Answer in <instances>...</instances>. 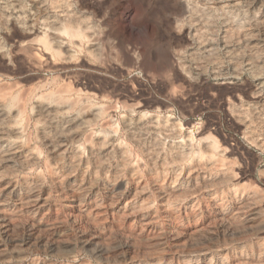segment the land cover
<instances>
[{
    "label": "rangeland",
    "instance_id": "374dc122",
    "mask_svg": "<svg viewBox=\"0 0 264 264\" xmlns=\"http://www.w3.org/2000/svg\"><path fill=\"white\" fill-rule=\"evenodd\" d=\"M51 1L47 0L45 3L46 6H44L43 12L42 13L40 12V14H38V17L36 16L37 19L39 18L38 21L40 20L39 22L43 23L42 25H44L45 23L48 24L49 22L52 23V21H50L52 17H50L51 14H49L53 10L52 5H63V3H64V6H66L68 8H70L72 6L70 9L74 10V14L76 13L75 17H77V19L81 22V23H79V21L77 22V20H69L67 22V27L68 28H69V26L71 27V28H69L68 32L70 31V33L71 34L73 33V35H75L74 34L75 32L77 34V36L75 35L76 37H73V35L69 36V37H71V39L78 38L80 42L82 41L80 43V45H78V46H81L80 48L78 46L73 47L74 54H73L72 58L68 59L67 61L64 60L62 52H61V54H59L60 51L55 52V54L58 53L57 54L59 56L58 57L57 55L54 54L53 50H55V49H52V48L50 49L51 44L49 42H46L47 37H48V36H46V34L42 35V32H35V33H37V35L39 34L41 36L38 37L39 35L35 36V34H32V36L31 35L25 36L26 35L24 33L25 21H26V18H24L25 16L21 17L23 20L20 18L17 21H15V23H12V21H10V19L7 18L8 14H9L8 11H6V10L1 11V13H3V14L5 13L6 18H3L2 17L3 14L0 13V23H2V24H0L1 25V27H0L1 28L0 29V31H1L0 32V39H1L0 44H2V48H3L2 49L3 57H1V54H0V63H1V65H0V81H1L0 83H1V85L0 86L5 88V89L0 88V93H1L0 95H2V94H3V96L6 95L8 99H9L8 96H10V101H11L10 103H12V105H10V106H12V107H13V102H14V104H16L17 100H18V102H19V100L20 101L23 100L22 102L16 104L18 106L20 104V106H19L20 108H22V106H23V108H24L23 110L25 112L21 109L22 113L24 112L21 116V120H23V121H21V124H23L24 121H26L25 123L27 125V126L22 125V127H26V128H25V130H23V132L25 131L24 134L22 132L23 138L19 139V141L22 142V143H20V145L23 148H25L27 146H32L34 148L36 146L37 148L35 147L34 151L36 152L37 156L40 157V158L38 157L36 159L37 160L36 162H34L33 164H30V165L21 163L20 165L13 167L12 166L13 164H11L9 162L3 161V160H1L2 162H0V169H1V171H0V178H1L0 179V184H1L0 185V199L1 200L5 199V197L7 196L6 197L7 199H5V204H4V200H2V208H3V206H4V208L1 212L4 214L6 213L7 215L10 214L9 216H13L11 219L12 224L10 225V228L8 230H6L4 228L5 223L2 222L3 220H0V224H1L0 225V264H129V263L135 264V262H136V264L137 263L138 264H157V263L158 264H165V263L166 264L167 263L168 264H182V262H184V263L186 262L187 264L188 263L189 264H192V263L193 264L194 263L195 264H201V263L202 264H216L215 258L218 256V254L223 256V258H224L223 264H230V262H231V264H238V263L239 264H247V263L252 264L253 262H254L253 264H255L257 261H258L257 262V264H258L259 261L262 259H263L262 260L263 261L262 264H263L264 263V250H263L264 249V231H263V228H264V221H263L264 220V203H263L264 202V176H263L264 175V143H262V142H264V137H261V136H264V133H263L264 132V124H262V123L260 124L255 119L257 122H255V121H253V122H254V124L256 123V125H254L253 122L249 125L250 127H253V129L251 130V128L248 127V125L244 126L245 125L244 123L235 120L231 116V113H229V111H231L230 109L233 106H237V104L241 103L242 101H243L242 103H246V102L251 101L249 103L255 104V102H256L257 103L256 105H264V84H263L264 83V72L261 71L262 69H264V67H263L264 65L260 66L261 68L259 67L260 72H259V68L258 67L254 68V66L250 67L249 69L246 67L242 70L240 69L241 70L240 72L242 74L240 73L236 77L237 79H236L235 83L231 85L228 82H224L222 80L220 81V79L214 77L211 73H209L206 70H205V72L197 71L191 63L192 55L196 54L198 52L197 48H196L197 42H195L198 39V37H199V39L197 41L201 42V41L205 40L206 37L209 38L211 36L209 39H211V42H212V53L217 54L218 57L221 56V51H222L221 50V43H220L222 40L221 37H226V36H228L226 38H228L229 40L231 39V41H234V40H237L240 38L242 39V36L249 37L251 35H254L251 37H254V40H257L259 38V40H257V41H259V43L263 45L261 48L264 50V43H263L264 42V33H263L264 32V29H263L264 28V21H263L264 11H263V7L261 5H259L260 7L257 6L256 3L254 5L253 4L249 5L246 2V0H237L236 3H234V4L230 3L229 0H224V1H226V3L228 2L227 5H225V6H220L219 3L216 2L217 0H205V1L202 0V2H200L201 0H198V1L189 0L191 3L193 2L192 3L193 6H192V4H191V6L193 8L194 14L196 13L194 17H190L187 14H183V15L181 14V10H180L181 7L179 5V0H67V1H65V0H51ZM53 2H55V3H53ZM69 4H70V6H68ZM203 4H205V6ZM197 5L199 6V8ZM201 5H203V6H201ZM218 5H219V7H218ZM232 5H236V7L232 6ZM238 5L241 7H239ZM195 6L198 10L196 8H194ZM228 6H230V8ZM179 7H180V9H179ZM206 7H207V9H206ZM222 7H223V9H222ZM219 8H221V9H219ZM238 9H240V11ZM251 9L252 10L254 9L255 11H251ZM200 10L202 11L203 14L200 13L201 12ZM205 10H208V11L204 12ZM246 10H247V12H246ZM49 11H51V12H49ZM218 11H221L222 13L218 12ZM77 12H79V13L77 14ZM175 12H177V13H175ZM238 12H239V14H238ZM249 12H251V13H249ZM227 13L230 15H227ZM235 14L236 15L238 14V15L236 16ZM199 15H200L201 19H200ZM210 15H212V16L214 15L216 17L214 18V16H213V18H212V16L210 17ZM217 15H220V16H217ZM225 15L227 17H231L233 19L236 18V19L235 20L232 19V21L230 19V21H229V19L227 17H225ZM240 15L244 19H245V17H247V19L243 20ZM250 15H251V17H250ZM181 16H184V17H181ZM206 16L209 18H207ZM232 16H234V17H232ZM42 17H48V19L42 18ZM83 18H85L87 20H85ZM184 18H185V20H184ZM194 18H197V20ZM240 18L244 22L243 21L240 22L241 21ZM251 19H253V21ZM214 20H215V22H214ZM216 20L217 21L221 20V21L216 22ZM226 20L228 22H226ZM75 21H76V23H75ZM182 21H183V23H182ZM184 21H186V22H184ZM208 21L209 22L211 21V22L209 23ZM212 21H213V23H212ZM9 22H10V24H9ZM174 22H176V23H174ZM203 22L205 23L206 26L204 24H202ZM233 22L234 23L236 22L235 25L232 24ZM22 23L24 24V26ZM207 23H209V25ZM251 23H252V25H251ZM81 24L83 26L80 28ZM85 24L87 26H90V27L92 26L94 28H95V26H97L95 29L98 31L99 34L102 33L101 35H99L100 39H98V42L99 41L101 42V40H103V41L101 43H99L100 49H99V52H97V54L96 53L92 54L87 49V47H88V44H86L87 40L84 39L85 37L83 38V35H85L84 34L85 30H84V32L81 31L82 33H80V31H76V30H80V29L84 28ZM189 24H192V25L188 26ZM214 24H215V26H214ZM237 24H238V26L242 24V26L238 27ZM9 25L12 27H10ZM195 25L198 27H199V25H201L200 28L202 29V31L200 28L196 27ZM259 25H260V27H259ZM74 26L77 28H75ZM183 26H185V27H183ZM202 26H203V28H202ZM227 26H228V28H227ZM236 26L238 28H236ZM177 27L178 28L180 27V29H178ZM205 27H206V29H205ZM220 27H222V28H220ZM223 27H225V30H223ZM232 27H234V29H232ZM242 27L244 28L243 30H242ZM261 27H262V29H261ZM72 28L73 29L75 28L76 30L75 29L73 30ZM186 28H188V29H186ZM13 29H15V30H13ZM193 29L198 30L197 31L198 36H197L196 40L195 39L193 40V38H191L193 31H194ZM228 29L229 30L231 29V30L229 31ZM71 30H73L74 32H71ZM206 30L208 33L204 32ZM235 30H239V31L236 32ZM102 31L105 32L106 37H105L104 32H102ZM199 31H200V33H199ZM211 31H213V32H211ZM245 31H246V35L244 33ZM191 32H192V34H191ZM222 32H223V34H221ZM225 32H227L226 36L224 34ZM240 32H242V33H240ZM249 32H251V33L249 34ZM7 33H9V34H7ZM13 33H15V34H13ZM79 33L81 34V37H79L80 36ZM107 33H108V35H107ZM204 33H205L206 37H205ZM247 33H248V35H247ZM255 33H257V34H255ZM5 35L11 36L12 41L9 40L10 41L9 42ZM20 35H23V36H20ZM44 35L46 36V40L44 39L45 37L42 38V36H44ZM231 35H232V38H231ZM234 35L235 36L237 35L236 38ZM15 36H16V38H15ZM29 36L32 38L38 37V39L34 38V39H36V41L37 40L40 41V39L42 38L41 41L43 40L45 42L46 46L43 44L44 43L43 41L40 42L42 44L37 42V46L40 47L41 49H43V47H47V43H48L49 49H47V51L49 50L48 51L49 54H47V55L44 54V55L46 57L48 56L47 57V63L49 65L47 64V67H49V68L44 67L42 69H40V68L33 69L30 67L29 68L26 67L27 63H25L23 61V58L21 57V55L18 54L19 53L18 51H20V47L17 44V42L19 43L22 40L31 39ZM188 36L190 37V40H189ZM25 37H27V38H25ZM213 37H216V38H214L215 40L212 39ZM14 38H15V40H14ZM81 38H83L84 40ZM104 38H105V40H104ZM226 38H223V40ZM216 39H218V40H216ZM4 40H6V41H4ZM1 41H2V43H1ZM48 41H50L49 38H48ZM104 41H105V44H104ZM260 41H262V42H260ZM84 42H85V44H84ZM191 43H193L194 45ZM213 43L215 44V46L213 45ZM195 45H196V47H195ZM7 46H8V48H7ZM13 47H14V49H13ZM18 47H19V50L17 49ZM216 47H218V48H216ZM10 48H12V49L10 50ZM15 48H16V50H15ZM194 49H195V51H194ZM11 51L15 52V53H12ZM55 51H58V50H55ZM217 51H219V52H217ZM178 53H180L181 55ZM15 54H16V56H15ZM96 55H98V56H96ZM50 57H51V59H50ZM39 58L41 59V57H39ZM177 58H178V60H181V61H179L178 65H177L178 61L176 60ZM19 59H21V62ZM13 60L14 61L16 60V61L14 62ZM224 61H226V60H224ZM51 62H54L55 66ZM226 62L224 63L225 66H226V64H228ZM21 63H23V64H21ZM72 63H74V64H72ZM181 66H183V67L180 68ZM51 67L52 68L54 67L57 69H54V68L52 69ZM183 68H184V70H183ZM19 70L21 73L19 72ZM228 70L230 71L229 68H228ZM248 70H250V72ZM251 71H252V73H251ZM254 71H256V72H254ZM257 71L259 74L257 73ZM1 73H4V74H1ZM260 73H262V75ZM75 74H76V76H75ZM252 74H255V75H252ZM78 75H80V76H78ZM73 78H74V80H73ZM4 82H6V83H4ZM11 82L13 85L11 84ZM13 82L16 84H14ZM258 82L260 84H258ZM68 83H70V84H68ZM14 85H16V86H14ZM35 85H37L38 87L41 85V87H43V88H41V87L37 88V86L35 87ZM24 87L26 89L23 90ZM28 87H30V88H28ZM34 87L37 90L35 89V91H33L32 88L34 89ZM9 88H11V89H9ZM74 88H76V89L74 90ZM7 89L11 93L7 92L8 91ZM47 89H49V90H47ZM257 89L258 90L260 89L258 91L261 93L260 96L258 95L257 99L250 98L251 94L256 92ZM17 90H18L17 94L20 96H18V95L16 97L14 96L13 97L14 101H13L12 96L14 94H12V93H15ZM24 91H25L26 95L24 94ZM48 91H51V92L55 91L54 93H56V95H58V93H59V95L57 97L63 96L61 98H65V100L61 99L62 102H66V100H68L66 103H68L72 108V111H70L69 114H76V112L80 113L84 110V108L87 109L89 107H90L89 109L92 108V109L96 110V116L95 117H97V120H95V117H94L90 121V124H89L90 127H87L86 129H83V130L78 129V132L80 134L77 133V135L75 136V140L72 139V140H70V142H68L67 146L65 147L66 148L65 151L64 152L62 151L63 153H61L60 156H55V154L51 151V149L49 150V147H48L49 145L46 142L47 141L46 137H47V135L49 137H51V136L54 137V136H56V133L61 131L60 129H62V128L65 129V127L67 129L68 127H71L72 125L74 126L75 120L65 121V119L61 115L58 116V114H55L53 116V122L54 123L52 126H49L48 123H46L44 121V118L42 116H40L38 106L35 104V102L33 100H34V97H39V99H41V97L37 95L40 92L41 93L44 92V94H43L44 96H45V94L47 96H49L48 93H45ZM61 91L64 93H61ZM22 93H23V96L21 95ZM30 94H32L33 99H30V100L26 99V97ZM49 94H50V92H49ZM43 95H41V96H43ZM56 95L55 94L53 95V99L51 98L52 94H50V97L45 96L46 98L43 97L42 100H40V102L44 101L46 103L47 102L52 103V101H53V103H54V101H55L54 98H57ZM74 95L76 96V98L79 96V98H77L78 101L76 100V98H73ZM64 96L68 97V99ZM80 96H82V97H80ZM17 97L18 98L21 97V99H18ZM22 97H23V99H22ZM60 97L57 98L58 101L56 100L55 103H57V102L62 103L61 100L59 101ZM71 97L73 99H75L80 104H78L76 101H74ZM48 98H49V100H48ZM50 98L52 99V101ZM69 98L71 99L70 101H69ZM83 99H85V101ZM72 100L75 103H77V104H75V106L73 105L74 102H72ZM24 101H28V102H26L27 104L25 106H24V104H25ZM21 103H22V105H21ZM231 103L233 106L231 105ZM82 104L83 105L85 104L88 106L83 107ZM72 105H73V107H72ZM81 105H82L83 110L81 109ZM95 105H97L98 107L100 106L99 108L101 111H99V108ZM18 106L14 105V107L19 108ZM78 107H80V108H78ZM77 109H80V110L76 111ZM98 113H99V115L101 114L100 117L97 115ZM25 114H26V116H25ZM33 115H35V116H33ZM151 115L152 116L155 115V118H153L155 121L154 123H151L149 121V119L150 120L152 119ZM160 116H161V118H159ZM25 117L29 118L28 121L26 120L27 118H25ZM93 120H95V122ZM104 120H106V121L108 120V121L106 122ZM125 120H127V121H125ZM32 121H33L34 125H33ZM137 121H138V123H137ZM144 122L146 123V127H144L145 126ZM91 123H92V126H91ZM100 123L105 124V125H101ZM136 123H137V125H136ZM142 123H143V126H142ZM62 124H64V125H62ZM138 124L140 126L144 127L145 130L143 128L140 129V126ZM252 124H253V126H251ZM109 125H110V127H109ZM40 126H42V127L44 126L43 128H44L45 134L43 133V135L40 133V130H38ZM59 126H61V128ZM136 126H138V127H136ZM254 126H256V127H254ZM112 127H114V128H112ZM163 127L165 128V132H167V133L169 132L168 134L163 133L164 132ZM98 128L99 129L100 128H103V129L106 128L107 130L105 129L106 131H103V129H102V132L109 131V132H107L108 135H107V133L106 134L102 133L101 129L99 131ZM129 128H131V129L129 130ZM146 128H147V130H146ZM167 128H169V131L167 130ZM170 128H171V130H170ZM111 129H112V131L115 129L116 132H115V130H114L115 133L111 132ZM47 130L49 132H52V133H49ZM93 130H94V132H92ZM96 130H97V132H96ZM133 130H135V131L133 132ZM140 130H142V131H140ZM256 130H257V132H256ZM27 131H28V133H26ZM89 131L92 133H91V135L88 136ZM130 131H131V133H130ZM251 131L255 132V133L252 134ZM81 132H82V134H81ZM110 132H111V134H110ZM247 132H248V134H250L252 136L246 134ZM37 133L40 136L37 135ZM25 134H27V136H25ZM103 134H104V136H102ZM187 134H189V136ZM253 135H255V136H253ZM81 136H82V138H81ZM247 136H248V138H247ZM258 136H260V137H258ZM28 137H29V139H28L29 141L27 140ZM40 137H41V139H40ZM89 137H90V139L88 140ZM108 137H109V139H108ZM112 137H114V138H112ZM187 137H189L190 139L189 138L186 139ZM249 137H250L251 141H250ZM251 137H253V139ZM201 138H203V139H201ZM25 139H26V141H25ZM85 139L87 142H85ZM95 139H97V140L95 141ZM211 139H212V141H211ZM248 139H249V141H248ZM261 140H263V141L261 142ZM78 141H80L81 143ZM137 141L138 142L140 141V142L138 143ZM151 141H154L156 143L151 142ZM157 141L158 142L160 141V142L158 143ZM11 142H12L11 139H6L5 144H10ZM145 142L147 145L145 144ZM75 143H77V144H75ZM103 143H105V144H103ZM151 143H152V145H151ZM204 143H210L215 147L218 146V148L222 149V150L224 148H226V149H224L222 155L220 156V157L223 156V158H220V159H222V160L226 159V160H224V162H226V164L228 165V166H226V169H227V167L229 168L227 171L229 173L232 172L235 177L237 176L236 178L240 181V183L237 179H236L237 181L236 180L232 181V183H231V181L229 182V180H227V178H226V175L229 174L226 171V169H225L226 173H224V175H223V177L226 178L225 179V178H222L221 172L223 174V169H220V167L216 166L217 168L213 167L211 169H204L203 164L205 161L200 159V156L199 157L197 156V160H195L196 157H193V156L201 154V152L204 148ZM217 143H218V145H216ZM44 144H46V145H44ZM179 144L180 145L183 144V145H181L182 147H180ZM79 145L81 146V149L79 148ZM103 145H104V147H103ZM177 145H178V147H177ZM100 146H102V148ZM223 146H224V148H223ZM121 148H122V150H121ZM144 148L146 149V151ZM151 148H153V150ZM150 149H151V151H150ZM187 149L190 152H188ZM38 150L41 151V152H39L41 154H38ZM71 150H73L74 152ZM79 151H80V153H79ZM83 151H85L84 156H83ZM120 151H121V153H118ZM192 151H193V153H191ZM197 152H199V153H197ZM70 153L71 154L73 153V154L70 155ZM97 153H99V154L97 155ZM151 153H152V155H151ZM191 154L193 156H191ZM201 155H203V153ZM54 156L58 157L57 160ZM97 156L99 157V159ZM52 157L54 159H52ZM89 157H91V158H89ZM134 157H135V159H134ZM153 157L155 158V161H152V160H154ZM188 157L189 158L192 157V158L189 160ZM136 158H138V159L136 160ZM69 159H74V161L72 162ZM131 159H134V160H132L134 163L131 161ZM147 159H148V161H147ZM178 159H180V160H178ZM43 160H45L44 163H43ZM96 160H98V162ZM150 160L152 162H149ZM158 160L159 161L161 160L160 161L161 164L165 163V166L162 164V167L164 166L162 169L163 172L160 168L161 164ZM191 160L193 162H191ZM228 160L231 161V164L229 163L230 161H228ZM67 161H70V162L67 163ZM127 161H128V163H127ZM57 162H59V163H57ZM94 162H96V163L94 164ZM188 162H189V165H188ZM120 163H122V164H120ZM125 163H127V164H125ZM149 163H151V164H149ZM168 163H170V164H168ZM9 164L15 169H13ZM42 164H44V165L47 164V165H45V167H44V165H42ZM133 164H134V166H133ZM198 164H200V166ZM229 164L233 165V166H230ZM125 165H126V167H125ZM154 165H155V167H154ZM191 165H193V166H191ZM1 166H3V167L5 166V167L3 168ZM29 166H32V167H29ZM49 166L53 167V170L51 173L49 171ZM68 166H70V167H68ZM167 167H169V168H167ZM171 167H173V168L177 167V168L173 169ZM178 167L179 168L181 167V169L178 170ZM187 167H188V170L186 169ZM16 168H18V169H16ZM67 169H68V171H67ZM115 169L116 170L118 169V170L116 171ZM159 169L161 170V172ZM194 169H196V170H194ZM15 170H16V172H15ZM27 170L29 172H27ZM32 170H33V172H32ZM45 170H47V171H45ZM114 170H115V172H114ZM129 170L131 171V174L129 173L130 172ZM153 170H155V171H153ZM211 170H213V171H211ZM12 171H14V173ZM179 171L181 173H179ZM188 171L191 173H189ZM70 172H72V173H70ZM172 172L177 173V175L175 173L173 174ZM185 172H187V174ZM217 172H218V174H217ZM2 173H4V174H2ZM111 173L113 175H111ZM124 173L126 176L124 175ZM200 173L202 174V176L203 175L204 176L201 177ZM210 173H211V175H210ZM68 174H69V176H68ZM120 174H122V175H120ZM157 174H159V175H157ZM162 174H164V175H162ZM195 174L196 175L198 174V175L196 176ZM60 175H62V177ZM127 175H129V177L131 179ZM183 175L186 176V178L183 177ZM158 176H159V179H158ZM175 176H177V177H175ZM56 177H58V178H56ZM73 177H75V178H73ZM106 177H107V180H106ZM135 177L137 178L138 181H136ZM160 177L162 178L161 181H159ZM164 177H165V179H164ZM214 177L217 180H215ZM155 178H157L158 181L161 183L162 189H159V187L155 184ZM184 178L187 181H185ZM34 180L37 182H34ZM110 180H112V181L110 182ZM152 180H154V181H152ZM176 180H177V183H176ZM202 180H203V182H202ZM209 180H211V181H209ZM133 181L137 182V183H134ZM172 181H173V183H172ZM191 181L196 182V184L194 182H191ZM86 182H88V183H86ZM169 182L171 184V187H169L170 186ZM67 183H69V184H67ZM206 183H208V184H206ZM210 183H212V184H210ZM228 183H230L231 185ZM234 183L235 184L238 183L237 185H239V186L234 185ZM241 183H244L245 185L241 184ZM172 184H173V187H172ZM180 184H181V186L179 187ZM218 184H219V186H218ZM2 185H4V186H2ZM150 185H151V187H150ZM184 185H185V191L183 189ZM206 185H208V186H206ZM242 185H244V186H242ZM11 186H13V187H11ZM22 186H24V187H22ZM39 186L42 187V189ZM209 186L212 188H210ZM228 186L229 187L231 186V187L229 188ZM31 187H34V188H31ZM38 187H39V190H38ZM59 187H61V188H59ZM174 187H176V190H178L177 193H180L182 195L178 196L175 194H167V193L164 194L162 192L163 190L172 189ZM189 187H191V188L189 189ZM234 187L237 188V190L236 189H233V190L237 191V192L234 191V193L236 192L235 194L238 193L236 198L238 200L237 202H239V204L241 203L240 204L241 209L239 208L241 211H238L236 209L237 206L233 205V203H232L233 197H235V195H233V197H232V195H231L232 189L231 188H234ZM238 187H242L241 188L242 190H240ZM257 187L258 188L260 187L263 190V193H262V190L260 188L258 189ZM22 188H24V189H22ZM30 188L32 190L35 189V193L40 196V197L38 196V198H39V200L37 201L38 204L36 203L34 208L31 210V212L32 213L34 212V214L38 218V221L40 224L38 227L36 226L38 229L36 227H32V226L30 227V224L26 223L27 218H25V217H27V213H29V212H26L24 210L25 209L24 207H22L17 202H15V201H17L16 200L17 196H19V197H21V196L23 197V195L25 196L26 194H28V192H26V191L28 189L31 190ZM133 188H135L134 192H131V191H133ZM136 188H137V190H136ZM154 188L155 189L158 188V189L155 190ZM143 189H144V191H143ZM230 189H231V191H230ZM17 190H19V191H17ZM160 190H162V191H160ZM215 190H217V191H215ZM244 190L245 191L247 190V191L245 193L243 192L244 193L243 194L242 191H244ZM62 191H63V193H62ZM167 191H169V190H167ZM221 191H222V193H221ZM7 192H9V193H7ZM42 192L43 193L46 192V193L42 194ZM218 192H219V194L221 193L220 195H222V198L225 199V201H224L222 198H219V200L221 199L220 202L222 201L221 202L222 205L225 206V207L223 206V208H224V211L226 213L225 216H221V218H220L218 211L216 209L217 206L214 204V202L212 200V198H215L217 196L221 197L219 194H217ZM254 192H256L255 195H257V196L254 195ZM15 193H16V195H15ZM247 193H250V195L252 197L253 196L255 198L258 196L259 197H258V199L254 198L255 199V201H254V199H251V196ZM18 194H20V195H18ZM21 194H23V195H21ZM65 194H67V195H65ZM188 194H190L191 197ZM211 194L212 195L214 194V195L212 196ZM157 195H160V196H157ZM185 195H186V197H185ZM224 195H225V197H224ZM161 196H163V197H161ZM249 196H250V199H249ZM63 197H64V199H63ZM127 197L129 200L127 199ZM130 197H131V199H130ZM246 197L249 200L245 199ZM171 198L173 199V201ZM181 198H183V199L180 202ZM184 198L185 199L187 198V199L185 200ZM73 199H74V201H73ZM86 199L87 200L89 199L88 202ZM226 199H228V200H226ZM229 199H232V201ZM111 200H113V201H111ZM164 200L167 202H165ZM77 201H78V203H80V205H82V206H80V208L78 207L79 204H76ZM247 201H249L250 203L254 201V204L252 203L253 206L249 205V204L245 205V204H247ZM257 201H258V203H257ZM259 201H261V202H259ZM172 202H174V203H172ZM190 202L194 207L193 206L188 207V204L191 205ZM71 203L74 205H72ZM85 203H88V204H85ZM165 203H166V205H165ZM169 203H171V204L169 205ZM182 203H183V205H182ZM242 203H244V204H242ZM125 204H126V206H125ZM130 204H132V205H130ZM173 204L174 205L176 204L175 206L178 208V210L175 208V206ZM94 205H95V207H93ZM171 205H173V206H171ZM184 205H185V207H184ZM257 205H259V208ZM6 206H8L9 208ZM135 206H138V207L134 208ZM195 206H197V207H195ZM229 206H231L230 208H232V210L230 208H228ZM162 207H163V209H162ZM166 207L169 209H167ZM173 207L176 210L172 209ZM202 207L204 210L202 209ZM138 208L140 209V211ZM189 208H190V210H189ZM195 208H196V210H195ZM197 208H198V210H197ZM245 208H246V210H245ZM83 209H85V213H83L84 212ZM94 209H96V210H94ZM121 210L123 211V213ZM125 210H126V213H125ZM135 210H137V211H135ZM193 210H194V212H196L197 215L193 214ZM227 210H229V211H227ZM234 210H237L238 214L240 212L239 215L243 216L244 218L241 217L242 218L241 219L240 216H238V214L234 212ZM80 211L82 214L80 213ZM127 211H128V213H127ZM179 211H181V212H179ZM190 211H192L191 212L192 215L190 214ZM197 211L199 213H197ZM231 211H233L234 213ZM246 211H247V213H246ZM67 212H68V214H67ZM75 212H78V213H75ZM131 212L132 213L134 212V213L132 214ZM135 212H136V214H135ZM173 212H175V213L173 214ZM242 212L245 215H241V214H243ZM79 213H80V215H79ZM163 213L165 215L167 214L168 216L167 215L165 216ZM232 213L234 214V216L237 215L236 217L237 218L239 217V219L237 220V218H234L233 215H230ZM72 214H73V216H72ZM85 214H86V216L83 217V215H85ZM215 214H217V215H215ZM90 216H92V217L89 218L90 219L89 221L92 223L88 222V220H87L88 217H90ZM132 216H134V217H132ZM218 216H219V218H217ZM228 216H229V218H228ZM250 216H254L255 218L252 217L249 220V222H247L245 217L248 218ZM18 217H20V218L18 219ZM58 217H59V220H58ZM62 217H64V218H62ZM70 217L74 218V219L71 220ZM123 217L125 219H127V218L128 219L125 220ZM215 217H216V219H214ZM230 217H231V219L234 218L233 220L234 221L237 220L238 222H236V221L232 222L233 220L230 221L229 220ZM259 217H263V218L262 219L260 218L261 219L260 220ZM149 218H151V219H149ZM163 218H165V219H163ZM193 218H194V221H193ZM122 219H124V220H122ZM129 219L131 222H129ZM196 219L198 222L196 221ZM209 219L211 221L216 220L217 222L214 223L212 221V223H213L212 224V223H210L211 221H209ZM73 220H74V222H73ZM218 220H220L219 221L220 223L218 222ZM85 221H87V222H85ZM136 221L139 223L140 226L142 225L144 227V229H142L143 228L142 226L139 227L137 225ZM140 221L141 222L145 221V222H142L143 224H140ZM221 222H223L224 224ZM192 223H194L195 225L193 224L194 225L193 226ZM206 223L207 224L209 223L210 225L209 224L205 225ZM241 223H242V225H241ZM134 224H136V225H134ZM201 224L203 225V228L201 227L202 226ZM216 224H217V227H216ZM245 224H247V226ZM122 225H124V226H122ZM248 225H250V226H248ZM28 226H29V228H28ZM198 226H199V228L201 227V230L197 229ZM226 226L228 228L229 227L233 228V229L237 230L238 232L240 231V234L238 233L239 237H238V234H236L235 236L234 235H232V236L228 235L227 236V233H225V232L223 233L225 228H227ZM240 226H241V228L237 229ZM12 227H14V228H12ZM39 227L43 230H41ZM170 227H172V228L170 229ZM204 227H205V229H204ZM134 228H136V229H134ZM138 228H140V229L138 230ZM207 228L208 229L210 228L208 232H207V230H208ZM259 228H261V229H259ZM93 229H94V231H93ZM128 229L131 230V233H130V231L126 232V231H128ZM133 229L137 233H135V231ZM178 229H180V230H178ZM184 229H186V230L182 231ZM194 229H197V230L194 231ZM252 229H254V230H252ZM121 230H124L125 232L124 231H122L123 233L119 232ZM189 230L191 231V233H189L190 232ZM192 230L194 232H192ZM203 230H205V231H203ZM250 230H251V232H250ZM167 231H169V232H167ZM173 231L179 236L182 234L180 236V238L182 237L181 239L189 240L190 245L187 246L189 248L186 247V248H183L180 250V249H177L174 246V244H171L174 241L173 235H176ZM180 231H182V232H180ZM90 232H91V234H94L95 236H97V238L99 240V244L102 243L104 246V251L102 252V254L100 256L96 255L91 250L90 251L87 250V248H84V246L81 244L83 235H85V234L88 235V234H90ZM161 232H162V234H159ZM33 233H35V234H33ZM133 233H135L136 235ZM209 233H211V234H209ZM142 234H144V235H142ZM167 234L170 236L168 237ZM121 235L123 237H121ZM10 236H12V237H10ZM138 236H140L141 238ZM183 236H185V237H183ZM186 236L188 239L186 238ZM236 236H237V238H236ZM158 237H159V239H158ZM170 237H173V238H170ZM194 237H195V239H194ZM232 237H234V238H232ZM106 239L110 242H108ZM123 239H125V240H123ZM156 239L158 242L156 241ZM197 239H200V240H197ZM227 239H230V240H227ZM126 240H127V242H126ZM100 241H102V242H100ZM229 241H231V242L228 243ZM253 242H257V243L254 244ZM167 243H168V245H167ZM198 243H200V244H198ZM228 244H229V246H228ZM258 244H260V245H258ZM157 245H158V247H157ZM165 245H167V246H165ZM190 246H192V247L190 248ZM162 247H164V248H162ZM200 247L202 249L204 248L203 250H205V251H203ZM258 247H259V250H258ZM165 248H167V249H165ZM174 248H176V249H174ZM192 248L194 250L195 249L198 250L199 252L196 251L193 254H189L190 251H194ZM260 248H263V249H260ZM187 249H190V251ZM199 249H201V252ZM175 251H177V252H175ZM105 252H106V254H105ZM119 252L121 255L119 254ZM127 253H128V255H127ZM160 253L162 255H160ZM198 253H200V254H198ZM234 253H236V254H234ZM154 254H156V255H154ZM180 255H182V257ZM239 255H241V256L245 255V256L240 257ZM154 256H156V257H154ZM235 256H237V257L235 258ZM255 256H257L258 258L260 257L259 258L260 260L259 259L257 260V257H255ZM105 257H106V259H105ZM116 257H117V259H116ZM207 257L212 258V259L210 260L208 258L209 260H207ZM128 258L130 260H128ZM185 258H186V261H185ZM190 258H192V260ZM238 258H243V259H238ZM188 259H189V261H188ZM202 259L203 260L205 259L206 262L203 263ZM259 264H261V263H259Z\"/></svg>",
    "mask_w": 264,
    "mask_h": 264
},
{
    "label": "bare ground",
    "instance_id": "6f19581e",
    "mask_svg": "<svg viewBox=\"0 0 264 264\" xmlns=\"http://www.w3.org/2000/svg\"><path fill=\"white\" fill-rule=\"evenodd\" d=\"M46 1L47 0H0V13H1V11H4V10H6V11H8L9 12V14H8V16H7V18L8 19H10V21H12V23H15V21H17L18 19H20L21 17H24V18H26V21H25V30H24V33L26 34L25 36H27V35H31L32 36V34H35V36L37 35V33H35V32H42V35L43 34H46V36H48L47 37V40H46V36L44 35V36H42V38L43 37H45L44 39L46 40V42H49L50 44H51V46H50V49L52 48V49H55V50H58V51H55V50H53L54 51V54H55V52H59V54H61V52H62V55H63V58H64V60L65 61H67L68 59H71L72 58V56H73V54H74V49H73V47L74 46H78V45H80V43L82 42H80L79 41V39L78 38H73V37H76L77 36V34H76V32L74 33L75 35H73V33L71 34L70 33V31L68 32V30H69V28H71L70 26H69V28L67 27V22L69 21V20H77V22L79 21L78 19H77V17H75V14H74V10H71L70 8L72 7H70V8H68V7H66V6H64V3H63V5H52L53 6V10H52V12L51 11H49V12H51V13H49V14H51L50 15V17H52L51 18V20L50 21H52V23H48V24H46L45 22V24L44 25H42L43 23H40L39 21H38V19H37V17H38V14H40V12L42 13L43 12V10H44V6H46L45 5V3H46ZM51 1V0H50ZM65 1H67V0H65ZM196 1H198V0H196ZM203 1H205V0H203ZM236 1L237 0H229V2L230 3H232V4H234V3H236ZM52 2V1H51ZM59 2V1H58ZM57 2V3H58ZM64 2V1H63ZM200 2H202V0L200 1ZM215 2V1H214ZM217 3H219V5L220 6H225V5H227V3H226V1H224V0H217L216 1ZM239 2V1H238ZM246 2L249 4V5H251V4H257V6H259V5H261L262 7H263V11H264V0H246ZM53 3H55V2H53ZM193 3V2H192ZM189 0H179V5H180V7H181V9H180V7H179V9L181 10V14L183 15V14H187L188 16H190V17H194L195 16V14H194V12H193V8H192V6H193V4H192ZM191 4H192V6H191ZM200 4V3H199ZM208 4V3H207ZM213 4V3H212ZM204 6H205V4H203ZM203 5H201V6H203ZM209 5V4H208ZM207 5V6H208ZM219 5H218V7H219ZM252 5V6H253ZM49 6V5H48ZM51 6V7H52ZM68 6H70V4L68 5ZM198 6V5H197ZM210 6V5H209ZM214 6V5H213ZM232 6H235L236 7V5H232ZM239 6V5H238ZM229 8H230V6H228ZM239 7H241V6H239ZM260 7V6H259ZM194 8H196V6L194 7ZM198 8H199V6H198ZM202 8V7H201ZM200 8V9H201ZM204 8V7H203ZM214 8V7H213ZM232 8V7H231ZM238 8V7H237ZM236 8V9H237ZM46 9V8H45ZM170 9V8H169ZM178 9V10H179ZM197 9V8H196ZM205 9V8H204ZM206 9H207V7H206ZM219 9H221V8H219ZM218 9V10H219ZM222 9H223V7H222ZM248 9V8H247ZM258 9V8H257ZM256 9V10H257ZM49 10V9H48ZM198 10V9H197ZM203 10V9H202ZM217 10V9H216ZM228 10V9H227ZM239 11H240V9H238ZM242 10V9H241ZM245 10V9H244ZM262 10V9H261ZM46 11V10H45ZM76 11V10H75ZM201 11V10H200ZM208 10H205L204 12H207ZM210 11V10H209ZM237 11V10H236ZM243 11V10H242ZM251 11H255L254 9L252 10L251 9ZM167 12V11H166ZM218 12H221V11H218ZM217 12V13H218ZM233 12V11H232ZM245 12V11H244ZM246 12H247V10H246ZM79 12H77V14H78ZM175 13H177V12H175ZM200 13H202V11L200 12ZM211 13V12H210ZM213 13V12H212ZM222 13V12H221ZM249 13H251V12H249ZM259 13V12H258ZM262 13V12H261ZM1 14H3V13H1ZM203 14V13H202ZM208 14V13H207ZM219 14V13H218ZM238 14H239V12H238ZM237 14V15H238ZM245 14V13H244ZM264 14V13H263ZM209 15V14H208ZM227 15H230V14H228L227 13ZM233 15V14H232ZM236 15V14H235ZM236 15V16H237ZM262 15V14H261ZM5 16V17H4ZM37 16V17H36ZM47 16V15H46ZM81 16V15H80ZM177 16V15H176ZM175 16V17H176ZM202 16V15H201ZM212 15H210V17H211ZM214 16V15H213ZM213 16H212V18H213ZM217 16H220V15H217ZM241 16V15H240ZM239 16V17H240ZM256 16V15H255ZM2 17L3 18H6V15H5V13L2 15ZM179 17V16H178ZM181 17H184V16H181ZM199 17H200V15H199ZM207 17V16H206ZM216 16H214V18H215ZM225 17H227L226 15H225ZM232 17H234V16H232ZM242 17V16H241ZM249 17V16H248ZM250 17H251V15H250ZM254 17V16H253ZM252 17V18H253ZM257 17V16H256ZM41 18V17H40ZM42 18H46V19H48V17H42ZM79 18V17H78ZM186 18V17H185ZM185 18H184V20H185ZM189 18V17H188ZM198 18V17H197ZM197 18H194V19H196L197 20ZM207 18H209V17H207ZM218 18V17H217ZM228 19H229V21H230V19H231V21H232V19L233 18H231V17H227ZM2 19V18H1ZM22 19V18H21ZM83 19H85V18H83ZM200 19H201V17H200ZM220 19V18H219ZM236 19V18H235ZM235 19H233V20H235ZM242 19L243 20H245V19H247V17H245V19L242 17ZM256 19V18H255ZM263 19V18H262ZM23 20V19H22ZM85 20H87V19H85ZM178 20V19H177ZM183 20V19H182ZM195 20V21H196ZM199 20V19H198ZM204 20V19H203ZM238 20V19H237ZM240 20H241V18H240ZM243 20H241L240 22H242ZM252 21H253V19H251ZM250 20V21H251ZM9 21V20H8ZM21 21V20H20ZM45 21V20H44ZM48 21V20H47ZM189 21V20H188ZM192 21V20H191ZM205 21V20H204ZM218 21H221V20H218ZM217 20H216V22H218ZM251 21V22H252ZM263 21H264V19H263ZM7 22V21H6ZM5 22V23H6ZM85 22V21H84ZM177 22V21H176ZM176 22H174V23H176ZM181 22V21H180ZM184 22H186V21H184ZM207 22V21H206ZM209 22V21H208ZM211 22V21H210ZM209 22V23H210ZM214 22H215V20H214ZM226 22H228L227 20H226ZM225 22V23H226ZM238 22V21H237ZM244 22V21H243ZM4 23V24H5ZM75 23H76V21H75ZM79 23H81L80 21H79ZM94 23V22H93ZM179 23V22H178ZM182 23H183V21H182ZM188 23V22H187ZM209 23H207L208 25H209ZM212 23H213V21H212ZM236 23V22H235ZM235 23L233 22L232 24L233 25H235ZM255 23V22H254ZM0 24H2V23H0ZM9 24H10V22H9ZM19 24V23H18ZM21 24V23H20ZM23 24V23H22ZM74 24V23H73ZM83 24V23H82ZM81 24V26H80V28L83 26ZM89 24V23H88ZM92 24V23H91ZM202 24H204L205 25V23L203 22ZM243 24V23H242ZM242 24L241 25H239L240 27L242 26ZM257 24V23H256ZM173 25V24H172ZM176 25V24H175ZM192 24H189L188 26H191ZM197 25V24H196ZM195 25V26H196ZM224 25V24H223ZM226 25V24H225ZM228 25V24H227ZM250 25V24H249ZM251 25H252V23H251ZM258 25V24H257ZM262 25V24H261ZM10 26V25H9ZM18 26V25H17ZM23 26H24V24H23ZM94 26V25H93ZM206 26V25H205ZM213 26V25H212ZM214 26H215V24H214ZM222 26V25H221ZM237 26H238V24H237ZM236 26V28H238ZM244 26V25H243ZM246 26V25H245ZM248 26V25H247ZM0 27H1V25H0ZM4 27V26H3ZM10 27H12V26H10ZM21 27V26H20ZM75 27V26H74ZM97 26H95V28H96ZM182 27V26H181ZM183 27H185V26H183ZM196 27H198V26H196ZM201 27V25H199V27L198 28H200ZM211 27V26H210ZM230 27V26H229ZM249 27V26H248ZM259 27H260V25H259ZM7 28V27H6ZM24 28V27H23ZM75 28H77V27H75ZM74 28V29H75ZM94 27H90V26H87L86 24L84 25V28H82V29H80V30H76V31H80V33H82L81 31H83L84 32V30H85V32H84V34L85 35H83V38L84 39H86L87 40V43L86 44H88V47H87V49L89 50V52H91L92 54L94 53H96L97 54V52H99V43H101L103 40H101V42L99 41L98 42V39H100V37H99V35H101L102 33H98V31L95 29ZM178 28V27H177ZM189 28V27H188ZM188 28H186V29H188ZM193 28V27H192ZM202 28H203V26H202ZM208 28V27H207ZM217 28V27H216ZM220 28H222V27H220ZM219 28V29H220ZM227 28H228V26H227ZM231 28V27H230ZM1 29V28H0ZM73 29V28H72ZM73 29V30H74ZM79 29V28H78ZM178 29H180V27L178 28ZM184 29V28H183ZM201 29V28H200ZM205 29H206V27H205ZM204 29V30H205ZM232 29H234V27H232ZM240 29V28H239ZM244 28L242 27V30H243ZM261 29H262V27H261ZM264 29V28H263ZM13 30H15V29H13ZM73 30H71V32H74ZM182 30V29H181ZM191 30V29H190ZM194 31H193V34H192V32H191V34H192V37L191 38H193V40L195 39H197V29H193ZM217 30V29H216ZM222 30V29H221ZM223 30H225V27H223ZM229 30V29H228ZM227 30V31H228ZM231 30V29H230ZM229 30V31H230ZM241 30V31H242ZM259 30V29H258ZM4 31V30H3ZM7 31V30H6ZM9 31V30H8ZM201 31H202V29H201ZM236 32H238L239 30H235ZM247 31V30H246ZM246 31L244 32L245 33V35H246ZM252 31V30H251ZM1 32V31H0ZM13 32V31H12ZM102 32H104V31H102ZM205 33L207 32V30L206 31H204ZM211 32H213V31H211ZM216 32V31H215ZM221 32V31H220ZM243 32V31H242ZM242 32H240V33H242ZM262 32V31H261ZM17 33V32H16ZM78 33V32H77ZM79 33V34H80ZM199 33H200V31H199ZM205 33H204V35H205ZM208 33V32H207ZM229 33V32H228ZM239 33V34H240ZM251 32H249V34H250ZM264 33V32H263ZM7 34H9V33H7ZM13 34H15V33H13ZM69 34V35H68ZM71 34V35H70ZM104 34H105V32H104ZM213 34V33H212ZM216 34V33H215ZM221 34H223V32L221 33ZM225 34V36H226V34H227V32H225L224 33ZM235 34V33H234ZM237 34V33H236ZM254 34V33H253ZM255 34H257V33H255ZM259 34V33H258ZM17 35V34H16ZM39 35V34H38ZM37 35V36H38ZM73 35V39H71V37H69V36H72ZM107 35H108V33H107ZM203 35V34H202ZM247 35H248V33H247ZM6 36V35H5ZM13 36V35H12ZM20 36H23V35H20ZM41 35H39L38 37H40ZM79 36V35H78ZM104 36V35H103ZM209 36V35H208ZM213 36V35H212ZM215 36V35H214ZM222 36V35H221ZM235 36V35H234ZM233 36V37H234ZM237 36V35H236ZM236 36H235V38H236ZM251 36H254V35H251ZM251 36H249V37H247V36H242V39L240 38V39H237V40H234V41H231V39L229 40L228 38H226V37H228V36H226V37H221L222 38V40H221V56L220 57H218V55L217 54H215V53H212V42H211V39H209L208 37H206V35H205V37H206V39L205 40H203V41H201V42H199V41H197L198 39H199V37H198V39L195 41V42H197L196 44H197V47H196V45H195V47L197 48V53L196 54H193L192 55V57H191V63H192V65H193V67L197 70V71H199V72H205V70L206 71H208L209 73H211L214 77H216V78H218V79H220V81L222 80V81H224V82H228V83H230L231 85L232 84H234L235 83V81H236V77L241 73L240 71L242 70V69H244L245 67L246 68H250V67H253L254 66V68L255 67H260V66H263L264 65V50L261 48L263 45L262 44H260L259 43V41H257V40H259V38L257 39V40H254V37H251ZM2 37V36H1ZM14 37V36H13ZM19 37V36H18ZM30 37V36H29ZM34 37V36H33ZM38 37H34V38H36V39H38ZM79 37H81V34H80V36ZM99 37V38H98ZM102 37V36H101ZM105 37H106V34H105ZM189 37V36H188ZM217 37V36H216ZM216 37H213L212 39H214V38H216ZM240 37V36H239ZM6 38H7V40L9 41V40H11L12 41V37L11 36H6ZM15 38H16V36H15ZM15 38H14V40H15ZM21 38V37H20ZM25 38H27V37H25ZM31 39H27V40H22V41H20L19 43L17 42V44L19 45V47H20V51H18L19 50V47L17 48L18 50V54H20L21 55V57L23 58V61L25 62V63H27L25 66L26 67H30V68H33V69H38V68H40V69H42V68H44V67H47V57L44 55V54H49L48 53V51H47V49H49V47H48V43H47V47H43V49H41L40 47H38L37 46V42H42L41 41V39H40V41H36V39H34V38H32V37H30ZM48 38H49V40L50 41H48ZM83 38H81V39H83ZM108 38V37H107ZM219 38V37H218ZM223 38H226V39H224L223 40ZM231 38H232V35H231ZM24 39V38H23ZM83 39V40H84ZM228 39V40H227ZM263 39V38H262ZM1 40V39H0ZM104 40H105V38H104ZM189 40H190V37H189ZM215 40V39H214ZM216 40H218V39H216ZM227 40V41H226ZM4 41H6V40H4ZM108 41V40H107ZM213 41V40H212ZM243 41V42H242ZM263 41V40H262ZM262 41H260V42H262ZM10 42V41H9ZM16 42V41H15ZM44 42V41H43ZM216 42V41H215ZM1 43H2V41H1ZM13 43V42H12ZM264 43V42H263ZM16 44V45H17ZM40 44H42V43H40ZM44 45H45V42L43 43ZM84 44H85V42H84ZM104 44H105V41H104ZM103 44V45H104ZM191 44H193V43H191ZM82 45V44H81ZM194 45V44H193ZM213 45L215 46V44L213 43ZM218 45V44H217ZM4 46V45H3ZM14 46V45H13ZM46 46V45H45ZM79 48L81 47V46H78ZM7 48H8V46H7ZM6 48V49H7ZM76 48V47H75ZM194 48V47H193ZM216 48H218V47H216ZM2 44H0V54H1V57H3V53H2ZM12 48H10V50H11ZM13 49H14V47H13ZM15 50H16V48H15ZM14 50V51H15ZM85 50V49H84ZM193 50V49H192ZM219 50V49H218ZM13 51V50H12ZM11 51V52H12ZM16 51V52H17ZM51 51V50H50ZM194 51H195V49H194ZM215 51V50H214ZM6 52V51H5ZM52 52V51H51ZM181 52V51H180ZM184 52V51H183ZM217 52H219V51H217ZM216 52V53H217ZM12 53H15V52H12ZM58 54V53H57ZM57 54H55V55H57ZM91 54V55H92ZM176 54V53H175ZM178 54H180V53H178ZM220 54V53H219ZM53 55V54H52ZM54 55V56H55ZM102 55V54H101ZM181 55V54H180ZM15 56H16V54H15ZM14 56V57H15ZM41 57V59L39 58V57ZM50 56V55H49ZM58 56V55H57ZM96 56H98V55H96ZM52 57V56H51ZM51 57H50V59H51ZM59 57V56H58ZM94 57V56H93ZM179 57V56H178ZM181 57V56H180ZM12 58V57H11ZM16 58V57H15ZM18 58V57H17ZM53 58V57H52ZM74 58V57H73ZM96 58V57H95ZM101 58V57H100ZM183 58V57H182ZM5 59V58H4ZM181 59V58H180ZM20 60V62H21V59H19ZM18 60V61H19ZM177 61H178V63H177V65L179 64V61H181V60H178V58L176 59ZM224 60H226V61H224ZM14 61V60H13ZM16 61V60H15ZM14 61V62H15ZM55 61V60H54ZM183 62V61H182ZM228 63V64H226V66H225V64L224 63ZM51 63H53L54 64V66H55V63L54 62H51ZM21 64H23V63H21ZM60 64V63H59ZM67 64V63H66ZM72 64H74V63H72ZM0 65H1V63H0ZM10 65V64H9ZM49 65V64H48ZM68 65V64H67ZM66 65V66H67ZM182 65V64H181ZM190 65V64H189ZM228 65V66H227ZM18 66V65H17ZM52 66V65H51ZM65 66V67H66ZM4 67V66H3ZM183 66H181L180 68H182ZM264 67V66H263ZM19 68V67H18ZM47 68H49V67H47ZM52 68V67H51ZM54 68V67H53ZM52 68V69H53ZM187 68V67H186ZM190 68V67H189ZM193 68V69H194ZM228 68L230 69V71L228 70ZM261 68V67H260ZM260 68H259V72H260ZM2 69V68H1ZM11 69V68H10ZM54 69H57V68H54ZM188 69V68H187ZM241 69V70H240ZM3 70V69H2ZM6 70V69H5ZM183 70H184V68H183ZM264 69H262L261 71L262 72H264L263 71ZM13 71V70H12ZM22 71V70H21ZM26 71V70H25ZM28 71V70H27ZM58 71V70H57ZM186 71V70H185ZM244 71V70H243ZM249 72H250V70H248ZM19 72H20V70H19ZM24 72V71H23ZM247 72V71H246ZM254 72H256V71H254ZM5 73V72H4ZM4 73H1V74H4ZM21 73V72H20ZM251 73H252V71H251ZM257 73H258V71H257ZM80 74V73H79ZM187 74V73H186ZM242 74V73H241ZM259 74V73H258ZM261 75H262V73H260ZM32 75V74H31ZM252 75H255V74H252ZM257 75V74H256ZM70 76V75H69ZM75 76H76V74H75ZM78 76H80V75H78ZM27 77V76H26ZM213 77V78H214ZM245 77V76H244ZM251 77V76H250ZM8 78V77H7ZM38 78V77H37ZM54 78V77H53ZM77 78V77H76ZM200 78V77H199ZM36 79V78H35ZM72 79V78H71ZM197 79V78H196ZM21 80V79H20ZM24 80V79H23ZM28 80V79H27ZM73 80H74V78H73ZM76 80V79H75ZM1 82V81H0ZM3 82V81H2ZM19 82V81H18ZM72 82V81H71ZM223 82V83H224ZM239 82V81H238ZM237 82V83H238ZM4 83H6V82H4ZM10 83V82H9ZM14 83V82H13ZM21 83V82H20ZM221 83V82H220ZM222 83V84H223ZM227 83V84H228ZM11 84H12V82H11ZM14 84H16V83H14ZM46 84V83H45ZM44 84V85H45ZM68 84H70V83H68ZM257 84V83H256ZM258 84H260L259 82H258ZM264 84V83H263ZM0 85H1V83H0ZM13 85V84H12ZM43 85V84H42ZM253 85V84H252ZM8 86V85H7ZM14 86H16V85H14ZM37 85H35V87H36ZM229 86V85H228ZM257 86V85H256ZM255 86V87H256ZM34 87V89L32 88V90L33 91H35V88ZM41 87V85L38 87L37 86V88H40ZM57 87V86H56ZM246 87V86H245ZM252 87V86H251ZM0 88H4V87H1L0 86ZM8 88V87H7ZM12 88V87H11ZM11 88H9V89H11ZM28 88H30V87H28ZM27 88V89H28ZM41 88H43V87H41ZM237 88V87H236ZM259 88V87H258ZM5 89V88H4ZM24 89H26L25 87L23 88V90ZM56 89V88H55ZM76 88H74V90H75ZM79 89V88H78ZM77 89V90H78ZM250 89V88H249ZM255 89V88H254ZM8 90V89H7ZM37 90V89H36ZM39 90V89H38ZM47 90H49V89H47ZM46 90V91H47ZM239 90V89H238ZM260 90V89H259ZM258 89H257V91L256 92H254V93H252L251 94V97L250 98H252V99H257V97H258V95L260 96V92H258L259 91ZM26 91V90H25ZM25 91H24V94H25ZM7 92H10L9 90L7 91ZM17 92H18V90L15 92V93H12V94H14L13 96H12V100H13V97L15 96H17L18 94H17ZM49 92H50V94H52V96H51V98L53 99V95L55 94L56 95V93H54V92H51V91H48V92H45V93H48V95L49 96H47L46 94H45V96H47V97H50V94H49ZM79 92V91H78ZM239 92V91H238ZM248 92V91H247ZM3 93V92H2ZM11 93V92H10ZM29 93V92H28ZM35 93V92H34ZM41 93V92H40ZM38 93L37 95L38 96H40L41 97V99H39V97H34V102H35V104L38 106V110H39V112H40V116H42L43 118H44V121L46 122V123H48V125L49 126H52L53 125V116L55 115V114H58V116L59 115H61L64 119H65V121H71V120H75V124H74V126L72 127H68L67 129H66V127H65V129L64 128H62V129H60L61 131L60 132H58V133H56V136H54V137H52L51 135V137H49L47 134V137H46V139H47V143H48V147H49V150L51 149V151L55 154V156H60V154L61 153H63L64 151H65V147L67 146V144H68V142H70V140H75V136L77 135V133H79L78 132V129H80V130H83V129H86L87 127H90L89 126V124H90V121H91V119H93L95 116H96V110L95 109H89V108H84V110L82 109V105H81V109L83 110H81L82 112H80V113H78V112H76V114H69V112L70 111H72V108H71V106L68 104V103H66L68 100H66V102H62V100L61 99H63V100H65V98H61V97H63V96H59L60 97V99H59V101L61 100V102L62 103H59V102H57V103H55V101L57 100V98H59V97H57L58 95H59V93H58V95H56V97L57 98H54L55 99V101H54V103H53V101H52V99H51V101H52V103L51 102H44V101H41L40 102V100H42V98L44 97V98H46L43 94H44V92L43 93ZM61 93H64V92H62L61 91ZM60 93V94H61ZM236 93V92H235ZM1 94V93H0ZM33 94V93H32ZM32 94H30V95H28L27 97H26V99H33V96H32ZM66 94V93H65ZM239 94V93H238ZM250 94V93H249ZM5 95V94H4ZM22 96H23V93L21 94ZM26 95V94H25ZM41 95H43V96H41ZM72 95V94H71ZM240 95V94H239ZM18 96H20V95H18ZM78 96V95H77ZM9 97V99L7 98V96L5 95V96H3V94L2 95H0V162H2L1 160H3V161H6V162H9V163H11V164H13L12 166L14 167V166H18V165H20L21 163L23 164H33L34 162H36L37 160V158L39 157V156H37V154H36V152L34 151L35 150V147L33 148L32 146H27V147H25V148H23L21 145H20V143H22V142H20L19 141V139L20 138H23V135H22V132H23V130H25V128L26 127H22V125L23 126H27L26 125V121H24V123L23 124H21V121H23V120H21V116H22V114L25 112L23 109V106H22V108H20L19 106H20V104H19V106L18 105H16V104H18V103H20V102H22V101H20L19 100V102H18V100L16 101L17 103L16 104H14V100L12 101L13 102V107L12 106H10V105H12V103H10L11 101H10V96H8ZM64 97H66V96H64ZM70 97V96H69ZM80 97H82V96H80ZM18 98V97H17ZM67 99H68V97H66ZM72 98V97H71ZM73 98H76V96L74 95V97ZM72 98V99H73ZM77 98H79V96L77 97ZM76 98V100L78 101V99ZM86 98V97H85ZM15 99V98H14ZM18 99H21V97L20 98H18ZM22 99H23V97H22ZM81 99V98H80ZM87 99V98H86ZM16 100V99H15ZM28 100V101H29ZM48 100H49V98H48ZM71 99L69 98V101H70ZM74 101H76L75 99H73ZM72 100V102H74ZM84 101H85V99H83ZM251 100V99H250ZM263 100V99H262ZM261 100V101H262ZM28 101H24L25 102V104H24V106L27 104L26 102H28ZM58 101V100H57ZM76 101V102H77ZM82 101V100H81ZM249 101V100H248ZM243 102V101H242ZM238 103L237 104V106H233L232 105V103H231V105L234 107H232L230 110L231 111H229V113H231V116L235 119V120H237V121H239V122H242V123H244L245 125L244 126H247L248 125V127H250L249 125L253 122V121H255V122H259L260 124L262 123V124H264V105H256L257 103L255 102V104L254 103H249V102H251V101H249V102H246V103ZM71 103V102H70ZM78 103V102H77ZM77 103H73V105L75 106V104H77ZM78 104H80V103H78ZM90 104V103H89ZM228 104V103H227ZM261 104V103H260ZM14 105L15 106H18L19 108H17V107H14ZM21 105H22V103H21ZM73 105H72V107H73ZM91 105V104H90ZM98 105V104H97ZM97 105H95V106H97ZM230 105V106H231ZM36 106V107H37ZM77 106V105H76ZM86 107V106H88V105H83V107ZM94 106V105H93ZM98 107V106H97ZM100 107V106H99ZM98 107V108H99ZM78 108H80V107H78ZM24 111L23 113H22V110ZM29 109V108H28ZM71 109V110H70ZM86 109V110H85ZM80 109H77L76 111H79ZM35 111V110H34ZM75 111V110H74ZM98 111V110H97ZM99 111H101L100 110V108H99ZM37 112V111H36ZM103 112V111H102ZM101 112V113H102ZM78 113V114H77ZM100 113V112H99ZM99 113L97 114L99 117H100V115H99ZM228 113V112H227ZM103 115V114H102ZM158 115V114H157ZM230 115V114H229ZM25 116H26V114H25ZM33 116H35V115H33ZM152 116V115H151ZM39 117V116H38ZM57 117V116H56ZM147 117V116H146ZM157 117V116H156ZM25 118H27V117H25ZM35 118V117H34ZM127 118V117H126ZM152 119L150 120L149 119V121L151 122V123H154L155 121H154V119L153 118H155V115H153L152 117H151ZM159 118H161V116L159 117ZM28 119L29 118H27L26 120L28 121ZM38 119V118H37ZM42 119V118H41ZM40 119V120H41ZM99 119V118H98ZM107 119V118H106ZM148 119V118H147ZM157 119V118H156ZM257 121H256V120ZM95 120H97V117H95ZM95 120H93L94 122H95ZM109 120V119H108ZM107 120V121H108ZM139 120V119H138ZM146 120V119H145ZM163 120V119H162ZM234 120V121H235ZM104 121H106V120H104ZM106 121V122H107ZM125 121H127V120H125ZM144 121V120H143ZM157 121V120H156ZM61 122V121H60ZM141 122V121H140ZM162 122V121H161ZM28 123V122H27ZM32 123H33V121H32ZM45 123V124H46ZM105 123V122H104ZM109 123V122H108ZM134 123V122H133ZM137 123H138V121H137ZM137 123H136V125H137ZM145 123V122H144ZM164 123V122H163ZM67 124V123H66ZM96 124V123H95ZM101 124V123H100ZM124 124V123H123ZM141 124V123H140ZM148 124V123H147ZM150 124V123H149ZM170 124V123H169ZM179 124V123H178ZM238 124V123H237ZM253 124H254V122H253ZM253 124L251 125V126H253ZM33 125H34V123H33ZM47 125V124H46ZM62 125H64V124H62ZM69 125V124H68ZM101 125H105V124H101ZM125 125V124H124ZM130 125V124H129ZM139 125V124H138ZM156 125V124H155ZM159 125V124H158ZM180 125V124H179ZM254 125H256V123L254 124ZM66 126V125H65ZM91 126H92V123H91ZM96 126V125H95ZM94 126V127H95ZM100 126V125H99ZM135 126V125H134ZM140 126V125H139ZM142 126H143V123H142ZM142 126H140V129H144V127H146V123H145V126L144 127H142ZM152 126V125H151ZM160 126V125H159ZM171 126V125H170ZM243 126V125H242ZM258 126V125H257ZM44 127V126H43ZM42 126H40L39 127V129L38 130H40V133L43 135V133L45 132L44 131V128H43ZM48 127V126H47ZM60 128H61V126H59ZM108 127V126H107ZM109 127H110V125H109ZM131 127V126H130ZM136 127H138V126H136ZM153 127V126H152ZM247 127V128H248ZM254 127H256V126H254ZM262 127V126H261ZM104 128V127H103ZM103 128H100L101 129V132H102V129ZM112 128H114V127H112ZM135 128V127H134ZM149 128V127H148ZM151 128V127H150ZM160 128V127H159ZM251 128V130L253 129V127H250ZM249 128V129H250ZM258 128V127H257ZM256 128V129H257ZM46 129V128H45ZM100 129L98 128V130L100 131ZM106 129V128H105ZM105 129H103V131H106ZM131 128H129V130H130ZM162 129V128H161ZM164 129V130H163ZM163 133H167V132H165V128L163 127ZM248 129V130H249ZM59 130V129H58ZM88 130V129H87ZM109 130V129H108ZM115 130V129H114ZM114 130L112 131V129H111V132H114ZM137 130V129H136ZM145 130V129H144ZM143 130V131H144ZM146 130H147V128H146ZM155 130V129H154ZM159 130V129H158ZM161 130V131H162ZM167 130L169 131V128H167ZM166 130V131H167ZM170 130H171V128H170ZM241 130V129H240ZM244 130V129H243ZM247 130V131H248ZM48 131V130H47ZM57 131V130H56ZM135 130H133V132H134ZM140 131H142V130H140ZM245 131V130H244ZM243 131V132H244ZM25 132V131H24ZM24 132H23V134H24ZM30 132V131H29ZM49 132V131H48ZM83 132V131H82ZM82 132H81V134H82ZM85 132V131H84ZM92 132H94V130L92 131ZM92 132H90L89 131V134H88V136L89 135H91V133ZM96 132H97V130H96ZM107 132H109V131H107ZM107 132H102V133H104V134H106ZM111 132H110V134H111ZM115 132H116V130H115ZM114 132V133H115ZM252 132V131H251ZM256 132H257V130H256ZM26 133H28V131L26 132ZM49 133H52V132H49ZM86 133V132H85ZM100 133V132H99ZM130 133H131V131H130ZM169 133V132H168ZM167 133V134H168ZM255 132H252V134H254ZM264 133V132H263ZM45 134V133H44ZM58 134V135H57ZM80 134V133H79ZM104 134L102 135V136H104ZM138 134V133H137ZM145 134V133H144ZM162 134V133H161ZM246 134H248V132L246 133ZM37 135H39L38 133H37ZM95 135V134H94ZM107 135H108V133H107ZM106 135V136H107ZM131 135V134H130ZM142 135V134H141ZM140 135V136H141ZM153 135V134H152ZM158 135V134H157ZM184 135V134H183ZM188 136H189V134H187ZM248 135H250V134H248ZM25 136H27V134H25ZM24 136V137H25ZM40 136V135H39ZM80 136V135H79ZM208 136V135H207ZM250 136H252V135H250ZM253 136H255V135H253ZM261 136V135H260ZM260 136H258V137H260ZM96 137V136H95ZM261 137H264V136H261ZM45 138V137H44ZM81 138H82V136H81ZM106 138V137H105ZM112 138H114V137H112ZM161 138V137H160ZM185 138V137H184ZM189 137H187L186 139H188ZM247 138H248V136H247ZM252 139H253V137H251ZM6 139H11L12 140V142L10 143V144H5V142H6ZM29 139V137L27 138V140ZM33 139V138H32ZM40 139H41V137H40ZM90 139V137L88 138V140ZM108 139H109V137H108ZM190 139V138H189ZM201 139H203V138H201ZM210 139V138H209ZM249 139H250V137H249ZM249 139H248V141H249ZM263 139V138H262ZM22 140V139H21ZM38 140V139H37ZM97 139H95V141H96ZM107 140V139H106ZM113 140V139H112ZM200 140V139H199ZM205 140V139H204ZM25 141H26V139H25ZM24 141V142H25ZM29 141V140H28ZM39 141V140H38ZM84 141V140H83ZM100 141V140H99ZM102 141V140H101ZM104 141V140H103ZM141 141V140H140ZM139 141V142H140ZM147 141V140H146ZM156 141V140H155ZM175 141V140H174ZM211 141H212V139H211ZM250 141H251V139H250ZM255 141V140H254ZM263 140H261V142H262ZM10 142V141H9ZM8 142V143H9ZM45 142V143H46ZM78 142H80V141H78ZM85 142H87L86 141V139H85ZM108 142V141H107ZM115 142V141H114ZM121 142V141H120ZM138 142V141H137ZM138 142V143H139ZM142 142V141H141ZM151 142H154V141H151ZM158 142V141H157ZM160 142V141H159ZM158 142V143H159ZM190 142V141H189ZM259 142V141H258ZM42 143V142H41ZM81 143V142H80ZM79 143V144H80ZM110 143V142H109ZM112 143V142H111ZM143 143V142H142ZM141 143V144H142ZM149 143V142H148ZM154 143H156V142H154ZM153 143V144H154ZM180 143V142H179ZM185 143V142H184ZM196 143V142H195ZM252 143V142H251ZM262 143H264V142H262ZM75 144H77V143H75ZM100 144V143H99ZM98 144V145H99ZM103 144H105V143H103ZM108 144V143H107ZM113 144V143H112ZM115 144V143H114ZM145 144H146V142H145ZM162 144V143H161ZM178 144V143H177ZM44 145H46V144H44ZM81 145V144H80ZM79 145V148L81 149V146ZM101 145V144H100ZM120 145V144H119ZM147 145V144H146ZM151 145H152V143H151ZM155 145V144H154ZM158 145V144H157ZM181 145H183V144H181ZM180 144H179V146L180 147H182ZM196 145V144H195ZM216 145H218V143L216 144ZM256 145V144H255ZM261 145V144H260ZM75 146V145H74ZM91 146V145H90ZM95 146V145H94ZM106 146V145H105ZM108 146V145H107ZM112 146V145H111ZM141 146V145H140ZM162 146V145H161ZM185 146V145H184ZM183 146V147H184ZM69 147V146H68ZM101 148H102V146H100ZM103 147H104V145H103ZM116 147V146H115ZM119 147V146H118ZM177 147H178V145H177ZM187 147V146H186ZM37 148V147H36ZM75 148V147H74ZM112 148V147H111ZM141 148V147H140ZM175 148V147H174ZM191 148V147H190ZM223 148H224V146H223ZM39 149V148H38ZM47 149V148H46ZM90 149V148H89ZM88 149V150H89ZM127 149V148H126ZM145 149V148H144ZM152 150H153V148H151ZM151 149H150V151H151ZM155 149V148H154ZM224 149H226V148H224ZM224 149L222 150V149H219L218 148V146H213L212 144H210V143H204V148H203V150H202V152H201V154L203 153V155H201V154H199V155H196V156H193L192 154H191V156H193V157H196V159L195 160H197V156L199 157L200 156V159H202V160H204L205 162H204V169H211V168H213V167H215V168H217V167H220V169H223V174H222V172H221V175H222V178H225V177H223V175H224V173H226V171L229 169L228 167H227V169H226V166H228L227 164H226V162H224V160H226V159H220V158H223V156L222 157H220L221 155H222V153H223V151H224ZM48 150V151H49ZM70 150V149H69ZM87 150V149H86ZM100 150V149H99ZM98 150V151H99ZM120 150V149H119ZM121 150H122V148H121ZM149 150V149H148ZM147 150V151H148ZM63 151V152H62ZM71 151H73V150H71ZM77 151V150H76ZM97 151V152H98ZM126 151V150H125ZM128 151V150H127ZM130 151V150H129ZM145 151H146V149H145ZM187 151L188 152H190L188 149H187ZM195 151V150H194ZM39 152H41V151H39L38 150V154H41V153H39ZM51 152V153H52ZM74 152V151H73ZM82 152V151H81ZM84 152L85 151H83V156H84ZM112 152V151H111ZM131 152V151H130ZM226 152V151H225ZM79 153H80V151H79ZM105 153V152H104ZM117 153V152H116ZM118 153H121V151L120 152H118ZM147 153V152H146ZM149 153V152H148ZM191 153H193V151L191 152ZM197 153H199V152H197ZM227 153V152H226ZM50 154V153H49ZM53 154V155H54ZM67 154V153H66ZM65 154V155H66ZM73 154V153H72ZM71 153H70V155H72ZM99 153H97V155H98ZM101 154V153H100ZM123 154V153H122ZM128 154V153H127ZM134 154V153H133ZM181 154V153H180ZM190 154V153H189ZM196 154V153H195ZM90 155V154H89ZM119 155V154H118ZM151 155H152V153H151ZM150 155V156H151ZM179 155V154H178ZM54 156V157H55ZM104 156V155H103ZM106 156V155H105ZM108 156V155H107ZM124 156V155H123ZM135 156V155H134ZM143 156V155H142ZM146 156V155H145ZM180 156V155H179ZM190 156V155H189ZM95 157V156H94ZM98 157V156H97ZM96 157V158H97ZM110 157V156H109ZM148 157V156H147ZM146 157V158H147ZM227 157V156H226ZM40 158V157H39ZM50 158V157H49ZM56 158V160H57V158L58 157H55ZM69 158V157H68ZM89 158H91V157H89ZM102 158V157H101ZM150 158V157H149ZM154 158V157H153ZM192 157H188V159L190 160ZM46 159V158H45ZM52 159H54L53 157H52ZM80 159V158H79ZM98 159H99V157H98ZM134 159H135V157H134ZM134 159H131V161L132 160H134ZM138 158H136V160H137ZM140 159V158H139ZM186 159V158H185ZM187 159V160H188ZM42 160V159H41ZM69 160H71L72 162L74 161V159H69ZM93 160V159H92ZM130 160V159H129ZM152 160V159H151ZM149 161V162H152V161H155V158H154V160H152V161ZM177 160V159H176ZM178 160H180V159H178ZM183 160V159H182ZM181 160V161H182ZM186 160V161H187ZM188 160V161H189ZM44 161L45 160H43V163H44ZM60 161V160H59ZM97 162H98V160H96ZM141 161V160H140ZM147 161H148V159H147ZM159 161V160H158ZM161 161V160H160ZM159 161V162H160ZM228 161H230V160H228ZM227 161V162H228ZM233 161V160H232ZM55 162V161H54ZM70 161H67V163H69ZM133 162V161H132ZM139 162V161H138ZM142 162V161H141ZM168 162V161H167ZM191 162H193L192 160H191ZM234 162V161H233ZM51 163V162H50ZM57 163H59V162H57ZM66 163V162H65ZM96 162H94V164H95ZM127 163H128V161H127ZM127 163H125V164H127ZM134 163V162H133ZM172 163V162H171ZM195 163V162H194ZM200 163V162H199ZM230 164H231V161L229 162ZM79 164V163H78ZM120 164H122V163H120ZM149 164H151V163H149ZM160 164H161V162H160ZM164 166H165V163H162ZM162 164H161V170L163 169V167H162ZM168 164H170V163H168ZM201 164V163H200ZM200 164H198L199 166H200ZM229 164V165H230ZM233 164V163H232ZM235 164V163H234ZM2 165V164H1ZM6 165V164H5ZM10 165V164H9ZM42 165H44V164H42ZM45 165H47V164H45ZM45 165H44V167H45ZM57 165V164H56ZM65 165V164H64ZM167 165V164H166ZM188 165H189V162H188ZM197 165V164H196ZM202 165V166H203ZM11 166V165H10ZM11 166V167H12ZM71 166V165H70ZM70 166H68V167H70ZM79 166V165H78ZM133 166H134V164H133ZM139 166V165H138ZM137 166V167H138ZM147 166V165H146ZM149 166V165H148ZM169 166V165H168ZM171 166V165H170ZM191 166H193V165H191ZM198 166V167H199ZM201 166V167H202ZM217 166V167H216ZM230 166H233V165H230ZM1 167H3V166H1ZM5 167V166H4ZM3 167V168H4ZM12 167V168H13ZM29 167H32V166H29ZM36 167V166H35ZM59 167V166H58ZM94 167V166H93ZM97 167V166H96ZM107 167V166H106ZM116 167V166H115ZM114 167V168H115ZM125 167H126V165H125ZM140 167V166H139ZM142 167V166H141ZM154 167H155V165H154ZM23 168V167H22ZM60 168V167H59ZM98 168V167H97ZM128 168V167H127ZM130 168V167H129ZM135 168V167H134ZM148 168V167H147ZM153 168V167H152ZM167 168H169V167H167ZM171 168H173V167H171ZM175 168V167H174ZM173 168V169H174ZM177 168V167H176ZM175 168V169H176ZM196 168V167H195ZM7 169V168H6ZM13 169H15V168H13ZM16 169H18V168H16ZM26 169V168H25ZM28 169V168H27ZM40 169V168H39ZM69 169V168H68ZM68 169H67V171H68ZM94 169V168H93ZM132 169V168H131ZM179 169H181V167L179 168L178 167V170ZM185 169V168H184ZM187 170H188V167L186 168ZM225 169H226V171H225ZM235 169V168H234ZM23 170V169H22ZM37 170V169H36ZM52 170H53V167H51V166H49V171H50V173L52 172ZM84 170V169H83ZM116 170V169H115ZM115 170H114V172H115ZM118 170V169H117ZM116 170V171H117ZM127 170V169H126ZM133 170V169H132ZM156 170V169H155ZM155 170H153V171H155ZM160 170V169H159ZM161 170H160V172H161ZM194 170H196V169H194ZM0 171H1V169H0ZM10 171V170H9ZM24 171V170H23ZM26 171V170H25ZM43 171V170H42ZM45 171H47V170H45ZM64 171V170H63ZM92 171V170H91ZM124 171V170H123ZM130 171V170H129ZM139 171V170H138ZM165 171V170H164ZM172 171V170H171ZM175 171V170H174ZM185 171V170H184ZM192 171V170H191ZM211 171H213V170H211ZM218 171V170H217ZM221 171V170H220ZM235 171V170H234ZM263 171V170H262ZM7 172V171H6ZM13 173H14V171H12ZM15 172H16V170H15ZM27 172H29L28 170H27ZM32 172H33V170H32ZM82 172V171H81ZM105 172V171H104ZM128 172V171H127ZM152 172V171H151ZM162 172H163V170H162ZM168 172V171H167ZM178 172V171H177ZM189 172V171H188ZM228 172V171H227ZM11 173V172H10ZM23 173V172H22ZM43 173V172H42ZM65 173V172H64ZM63 173V174H64ZM70 173H72V172H70ZM130 174H131V171L129 172ZM154 173V172H153ZM157 173V172H156ZM173 174L175 173V172H172ZM179 173H181L180 171H179ZM186 174H187V172H185ZM189 173H191V172H189ZM214 173V172H213ZM229 173V172H228ZM2 174H4V173H2ZM1 174V175H2ZM20 174V173H19ZM49 174V173H48ZM59 174V173H58ZM62 174V175H63ZM103 174V173H102ZM134 174V173H133ZM150 174V173H149ZM152 174V173H151ZM176 175H177V173H175ZM185 174V175H186ZM193 174V173H192ZM201 174V173H200ZM199 174V175H200ZM208 174V173H207ZM217 174H218V172H217ZM237 174V173H236ZM15 175V174H14ZM62 175H60L61 177H62ZM65 175V174H64ZM63 175V176H64ZM93 175V174H92ZM111 175H113L112 173H111ZM120 175H122V174H120ZM124 175H125V173H124ZM135 175V174H134ZM133 175V176H134ZM137 175V174H136ZM157 175H159V174H157ZM162 175H164V174H162ZM191 175V174H190ZM196 175V174H195ZM198 175V174H197ZM196 175V176H197ZM210 175H211V173H210ZM238 175V174H237ZM240 175V174H239ZM263 175V174H262ZM13 176V175H12ZM17 176V175H16ZM68 176H69V174H68ZM82 176V175H81ZM90 176V175H89ZM126 176V175H125ZM128 177H129V175H127ZM166 176V175H165ZM201 177H203L202 176V174L200 175ZM241 176V175H240ZM264 176V175H263ZM5 177V176H4ZM9 177V176H8ZM116 177V176H115ZM119 177V176H118ZM122 177V176H121ZM170 177V176H169ZM175 177H177V176H175ZM183 177H185L186 178V176H184L183 175ZM191 177V176H190ZM210 177V176H209ZM237 177V176H236ZM235 176H234V174L232 173V172H230L229 174H227L226 175V178H227V180H229V182L231 181V183H232V181H235L237 178H236ZM56 178H58V177H56ZM73 178H75V177H73ZM79 178V177H78ZM117 178V177H116ZM127 178V177H126ZM130 178V177H129ZM134 178V177H133ZM140 178V177H139ZM154 178V177H153ZM184 178V180L185 181H187L186 179ZM198 178V177H197ZM215 178V177H214ZM219 178V177H218ZM221 178V177H220ZM225 178V179H226ZM1 179V178H0ZM28 179V178H27ZM62 179V178H61ZM113 179V178H112ZM119 179V178H118ZM122 179V178H121ZM128 179V178H127ZM131 179V178H130ZM135 179H136V181H138L137 180V178L135 177ZM158 179H159V176H158ZM158 179L157 178H155V184L159 187V189H162V187H161V183L159 182V181H161L162 180V178L160 177V180L158 181ZM164 179H165V177H164ZM168 179V178H167ZM173 179V178H172ZM175 179V178H174ZM182 179V178H181ZM188 179V178H187ZM209 179V178H208ZM224 179V180H225ZM84 180V179H83ZM106 180H107V177H106ZM183 180V181H184ZM204 180V179H203ZM203 180H202V182H203ZM213 180V179H212ZM215 180H217L216 178H215ZM214 180V181H215ZM219 180V179H218ZM221 180V179H220ZM238 180V179H237ZM236 180V181H237ZM112 180H110V182H111ZM152 181H154V180H152ZM164 181V180H163ZM167 181V180H166ZM184 181V182H185ZM209 181H211V180H209ZM239 181V180H238ZM26 182V181H25ZM34 182H37V181H35L34 180ZM85 182V181H84ZM107 182V181H106ZM109 182V181H108ZM128 182V181H127ZM134 182V181H133ZM150 182V181H149ZM175 182V181H174ZM191 182H194V181H191ZM199 182V181H198ZM221 182V181H220ZM224 182V181H223ZM228 182V181H227ZM244 182V181H243ZM12 183V182H11ZM23 183V182H22ZM79 183V182H78ZM81 183V182H80ZM86 183H88V182H86ZM123 183V182H122ZM134 183H137V182H134ZM139 183V182H138ZM141 183V182H140ZM143 183V182H142ZM172 183H173V181H172ZM176 183H177V180H176ZM187 183V182H186ZM195 184H196V182H194ZM226 183V182H225ZM239 183H240V181H239ZM246 183V182H245ZM24 184V183H23ZM66 184V183H65ZM67 184H69V183H67ZM75 184V183H74ZM85 184V183H84ZM105 184V183H104ZM133 184V183H132ZM169 184H170V182H169ZM182 184V183H181ZM181 184L179 185V187L181 186ZM188 184V183H187ZM191 184V183H190ZM206 184H208V183H206ZM210 184H212V183H210ZM228 184H230V183H228ZM238 183H234V185H237ZM241 184H244V183H241ZM255 184V183H254ZM1 185V184H0ZM8 185V184H7ZM26 185V184H25ZM24 185V186H25ZM42 185V184H41ZM111 185V184H110ZM109 185V186H110ZM135 185V184H134ZM183 185V184H182ZM231 185V184H230ZM233 185V184H232ZM233 185V186H234ZM245 185V184H244ZM244 185H242V186H244ZM2 186H4V185H2ZM1 186V187H2ZM6 186V185H5ZM14 186V185H13ZM13 186H11V187H13ZM24 186H22V187H24ZM57 186V185H56ZM114 186V185H113ZM163 186V185H162ZM187 186V185H186ZM206 186H208V185H206ZM212 186V185H211ZM218 186H219V184H218ZM237 186H239V185H237ZM250 186V185H249ZM40 187V186H39ZM39 187H38V190H39ZM68 187V186H67ZM73 187V186H72ZM88 187V186H87ZM101 187V186H100ZM150 187H151V185H150ZM169 187H171V184H170V186ZM172 187H173V184H172ZM183 187V186H182ZM188 187V186H187ZM186 187V188H187ZM205 187V186H204ZM210 187V186H209ZM226 187V186H225ZM229 187V186H228ZM231 187V186H230ZM229 187V188H230ZM247 187V186H246ZM31 188H34V187H31ZM30 188V189H31ZM41 189H42V187H40ZM59 188H61V187H59ZM86 188V187H85ZM89 188V187H88ZM191 187H189V189H190ZM193 188V187H192ZM199 188V187H198ZM207 188V187H206ZM210 188H212V187H210ZM215 188V187H214ZM227 188V187H226ZM240 190H242L241 188L242 187H238ZM248 188V187H247ZM251 188V187H250ZM253 188V187H252ZM256 188V187H255ZM258 188V187H257ZM260 188V187H259ZM258 188V189H259ZM13 189V188H12ZM21 189V188H20ZM22 189H24V188H22ZM45 189V188H44ZM134 189L135 188H133V191H131V192H134ZM145 189V188H144ZM144 189H143V191H144ZM155 189V188H154ZM158 189V188H157ZM157 189H155V190H157ZM182 189V188H181ZM180 189V190H181ZM184 191H185V185H184ZM188 189V188H187ZM186 189V190H187ZM194 189V188H193ZM232 189V197H233V195H235V197H233V201H232V199H229V200H231L232 201V203H233V205H236L237 206V210L238 211H241L240 209H241V207H240V204H239V202H237L238 200H237V198H236V196H237V194H235L237 191V188L236 187H234V188H231ZM231 189H230V191H231ZM233 189H236V190H233ZM261 189V188H260ZM10 190V189H9ZM8 190V191H9ZM27 190V189H26ZM29 190V189H28ZM26 191V192H28V194H26L25 196L23 195V194H21V195H23V197L21 196V197H19V196H17L16 197V200L17 201H15V202H17L19 205H21L22 207H24L25 209V211L26 212H29V213H27V217H25V218H27L26 219V223H28V224H30V227L32 226V227H38L40 224H39V221H38V218L36 217V215L34 214V212L32 213L31 212V210L34 208V206H35V204L37 203V201L39 200V198H38V196L39 195H37L36 193H35V189H31V190H29V191ZM57 190V189H56ZM70 190V189H69ZM108 190V189H107ZM112 190V189H111ZM136 190H137V188H136ZM150 190V189H149ZM167 190H169V191H167ZM167 190H160V191H162L164 194L165 193H167V194H175V195H182V194H180V193H177V191L178 190H176V187H174V188H172V189H167ZM205 190V189H204ZM228 190V189H227ZM239 190V191H240ZM249 190V189H248ZM252 190V189H251ZM262 190V189H261ZM17 191H19V190H17ZM80 191V190H79ZM82 191V190H81ZM88 191V190H87ZM113 191V190H112ZM141 191V190H140ZM188 191V190H187ZM195 191V190H194ZM199 191V190H198ZM215 191H217V190H215ZM214 191V192H215ZM226 191V190H225ZM234 191H236L235 193H234ZM247 191V190H246ZM245 190L244 191H242V193L244 192H246ZM253 191V190H252ZM10 192V191H9ZM9 192H7V193H9ZM25 192V193H26ZM106 192V191H105ZM130 192V191H129ZM142 192V191H141ZM191 192V191H190ZM213 192V191H212ZM220 192V191H219ZM219 192L217 193V194H219ZM241 192V191H240ZM239 192V193H240ZM21 193V192H20ZM46 193V192H45ZM45 193H43L42 192V194H45ZM62 193H63V191H62ZM139 193V192H138ZM188 193V192H187ZM209 193V192H208ZM221 193H222V191H221ZM220 193V194H221ZM243 193V194H244ZM252 193V192H251ZM255 193L256 192H254V195H255ZM262 193H263V190H262ZM5 194V193H4ZM77 194V193H76ZM127 194V193H126ZM132 194V193H131ZM216 194V193H215ZM219 194V195H220ZM226 194V193H225ZM247 194H249L250 195V193H247ZM15 195H16V193H15ZM18 195H20V194H18ZM65 195H67V194H65ZM71 195V194H70ZM74 195V194H73ZM85 195V194H84ZM129 195V194H128ZM136 195V194H135ZM189 196H190V194H188ZM187 195V196H188ZM192 195V194H191ZM212 195V194H211ZM214 195V194H213ZM212 195V196H213ZM230 195V194H229ZM228 195V196H229ZM253 195V194H252ZM47 196V195H46ZM69 196V195H68ZM94 196V195H93ZM142 196V195H141ZM157 196H160V195H157ZM171 196V195H170ZM216 196V195H215ZM221 197H215V198H212V200H213V202H214V204L217 206L216 207V209H217V211H218V214H219V216H220V218H221V216H225V211H224V208H223V206L224 205H222V201L220 202V200H219V198H222V195H220ZM244 196V195H243ZM247 196V195H246ZM251 196V195H250ZM250 196H249V199H250ZM255 196H257V195H255ZM7 197V196H6ZM5 197V199H7ZM13 197V196H12ZM11 197V198H12ZM40 197V196H39ZM113 197V196H112ZM115 197V196H114ZM125 197V196H124ZM134 197V196H133ZM161 197H163V196H161ZM173 197V196H172ZM185 197H186V195H185ZM191 197V196H190ZM224 197H225V195H224ZM227 197V196H226ZM248 197V196H247ZM245 198V199H247V200H249L248 198ZM259 197V196H258ZM258 197H252L251 196V199H258ZM68 198V197H67ZM76 198V197H75ZM78 198V197H77ZM135 198V197H134ZM159 198V197H158ZM166 198V197H165ZM164 198V199H165ZM170 198V197H169ZM189 198V197H188ZM235 198V199H234ZM239 198V197H238ZM5 199H2V200H4V204H5ZM13 199V198H12ZM41 199V198H40ZM43 199V198H42ZM63 199H64V197H63ZM82 199V198H81ZM91 199V198H90ZM127 199H128V197H127ZM130 199H131V197H130ZM141 199V198H140ZM160 199V198H159ZM172 199V198H171ZM182 199L183 198H181L180 199V202L182 201ZM185 199V198H184ZM187 199V198H186ZM185 199V200H186ZM223 199V198H222ZM241 199V198H240ZM243 199V198H242ZM255 199H254V201H255ZM2 200L0 199V220H3L2 222H4L5 223V225H4V228L6 229V230H8L9 228H10V225L12 224L11 223V219H12V217L13 216H9V215H7L6 213L4 214V213H2L1 211L3 210V208H4V206H3V208H2ZM9 200V199H8ZM78 200V199H77ZM83 200V199H82ZM87 200V199H86ZM89 200V199H88ZM88 200H87V202H88ZM93 200V199H92ZM95 200V199H94ZM115 200V199H114ZM129 200V199H128ZM137 200V199H136ZM157 200V199H156ZM193 200V199H192ZM224 201H225V199H223ZM226 200H228V199H226ZM73 201H74V199H73ZM76 201V200H75ZM85 201V200H84ZM83 201V202H84ZM99 201V200H98ZM105 201V200H104ZM111 201H113V200H111ZM165 201V200H164ZM163 201V202H164ZM169 201V200H168ZM172 201H173V199H172ZM202 201V200H201ZM230 201V202H231ZM244 201V200H243ZM246 201V200H245ZM254 201L253 202H249V201H247V204H245V205H252V203L254 204ZM13 202V201H12ZM40 202V201H39ZM46 202V201H45ZM82 202V201H81ZM124 202V201H123ZM122 202V203H123ZM134 202V201H133ZM136 202V201H135ZM138 202V201H137ZM162 202V201H161ZM165 202H167V201H165ZM170 202V201H169ZM178 202V201H177ZM179 202V203H180ZM187 202V201H186ZM208 202V201H207ZM206 202V203H207ZM249 202V203H248ZM259 202H261V201H259ZM43 203V202H42ZM70 203V202H69ZM106 203V202H105ZM121 203V202H120ZM129 203V202H128ZM131 203V202H130ZM172 203H174V202H172ZM204 203V202H203ZM221 203V204H220ZM246 203V202H245ZM256 203V202H255ZM257 203H258V201H257ZM264 203V202H263ZM38 204V203H37ZM68 204V203H67ZM72 204V203H71ZM76 204H79V208H80V206H82V205H80V203H78V201H77V203ZM85 204H88V203H85ZM98 204V203H97ZM101 204V203H100ZM108 204V203H107ZM124 204V203H123ZM122 204V205H123ZM135 204V203H134ZM144 204V203H143ZM164 204V203H163ZM171 203H169V205H170ZM177 204V203H176ZM175 204V205H176ZM190 204H191V202H190ZM198 204V203H197ZM209 204V203H208ZM224 204V203H223ZM239 204V205H238ZM242 204H244V203H242ZM18 205V206H19ZM43 205V204H42ZM72 205H74V204H72ZM96 205V204H95ZM95 205L93 206V207H95ZM103 205V204H102ZM130 205H132V204H130ZM139 205V204H138ZM165 205H166V203H165ZM174 205V204H173ZM173 205H171V206H173ZM174 205V206H175ZM182 205H183V203H182ZM262 205V204H261ZM70 206V205H69ZM97 206V205H96ZM125 206H126V204H125ZM124 206V207H125ZM158 206V205H157ZM179 206V205H178ZM191 207V206H193L192 204L191 205H189L188 204V207ZM206 206V205H205ZM213 206V205H212ZM253 206V205H252ZM258 206V208H259V205H257ZM6 207H8V206H6ZM38 207V206H37ZM84 207V206H83ZM86 207V206H85ZM123 207V208H124ZM131 207V206H130ZM138 206H135L134 208H137ZM169 207V206H168ZM184 207H185V205H184ZM194 207V206H193ZM195 207H197V206H195ZM211 207V206H210ZM225 207V206H224ZM231 206H229L228 208H230ZM233 207V206H232ZM9 208V207H8ZM112 208V207H111ZM167 208V207H166ZM175 208L178 210V208L175 206ZM174 207L172 208V209H174V210H176ZM200 208V207H199ZM208 208V207H207ZM215 208V207H214ZM240 208V209H239ZM251 208V207H250ZM254 208V207H253ZM11 209V208H10ZM9 209V210H10ZM20 209V208H19ZM18 209V210H19ZM40 209V208H39ZM42 209V208H41ZM44 209V208H43ZM78 209V208H77ZM102 209V208H101ZM116 209V208H115ZM139 209V208H138ZM157 209V208H156ZM162 209H163V207H162ZM161 209V210H162ZM167 209H169V208H167ZM202 209H203V207H202ZM210 209V208H209ZM215 209V210H216ZM227 209V208H226ZM231 210H232V208H230ZM243 209V208H242ZM248 209V208H247ZM5 210V209H4ZM13 210V209H12ZM84 210V212L83 213H85V209H83ZM94 210H96V209H94ZM123 210V209H122ZM121 210V211H122ZM130 210V209H129ZM128 210V211H129ZM160 210V211H161ZM173 210V211H174ZM181 210V209H180ZM189 210H190V208H189ZM192 210V209H191ZM195 210H196V208H195ZM197 210H198V208H197ZM200 210V209H199ZM204 210V209H203ZM213 210V209H212ZM237 210H234V212L235 213H237ZM244 210V209H243ZM245 210H246V208H245ZM11 211V210H10ZM21 211V210H20ZM23 211V210H22ZM42 211V210H41ZM78 211V210H77ZM110 211V210H109ZM117 211V210H116ZM128 211H127V213H128ZM134 211V210H133ZM135 211H137V210H135ZM139 211H140V209H139ZM164 211V210H163ZM162 211V212H163ZM171 211V210H170ZM208 211V210H207ZM211 211V210H210ZM209 211V212H210ZM227 211H229V210H227ZM254 211V210H253ZM43 212V211H42ZM100 212V211H99ZM111 212V211H110ZM176 212V211H175ZM175 212H173V214L175 213ZM179 212H181V211H179ZM188 212V211H187ZM191 212L192 211H190V214H191ZM206 212V211H205ZM231 212H233V211H231ZM230 212V213H231ZM233 212V213H234ZM244 212V211H243ZM242 212V213H243ZM252 212V211H251ZM255 212V211H254ZM25 213V212H24ZM41 213V212H40ZM75 213H78V212H75ZM80 213H81V211H80ZM80 213H79V215H80ZM122 213H123V211H122ZM125 213H126V210H125ZM124 213V214H125ZM132 213V212H131ZM130 213V214H131ZM134 213V212H133ZM132 213V214H133ZM189 213V212H188ZM197 213H199L198 211H197ZM203 213V212H202ZM216 213V212H215ZM228 213V212H227ZM230 214V215H233L234 216V214ZM246 213H247V211H246ZM261 213V212H260ZM21 214V213H20ZM67 214H68V212H67ZM66 214V215H67ZM71 214V213H70ZM74 214V213H73ZM73 214H72V216H73ZM82 214V213H81ZM90 214V213H89ZM115 214V213H114ZM135 214H136V212H135ZM134 214V215H135ZM150 214V213H149ZM152 214V213H151ZM164 214V213H163ZM178 214V213H177ZM193 214H196V212H194V210H193ZM238 214V213H237ZM239 214H240V212H239ZM238 214V216H240ZM254 214V213H253ZM252 214V215H253ZM40 215V214H39ZM44 215V214H43ZM88 215V214H87ZM92 215V214H91ZM123 215V214H122ZM153 215V214H152ZM165 215V214H164ZM167 215V214H166ZM165 215V216H166ZM181 215V214H180ZM179 215V216H180ZM192 215V214H191ZM197 215V214H196ZM205 215V214H204ZM209 215V214H208ZM215 215H217V214H215ZM241 215H245L244 213L243 214H241ZM248 215V214H247ZM22 216V215H21ZM68 216V215H67ZM84 216H86V214L85 215H83V217ZM95 216V215H94ZM129 216V215H128ZM144 216V215H143ZM168 216V215H167ZM195 216V215H194ZM210 216V215H209ZM214 216V215H213ZM219 216L217 217V218H219ZM232 216V217H233ZM237 216V215H236ZM236 216H234V218H237ZM17 217V216H16ZM15 217V218H16ZM75 217V216H74ZM92 216H90V217H88V222H90L89 220V218H91ZM132 217H134V216H132ZM137 217V216H136ZM164 217V216H163ZM170 217V216H169ZM196 217V216H195ZM205 217V216H204ZM241 217H243V216H240V218ZM255 218L254 216H250V217H245V219H246V221L247 222H249V220L251 219V218ZM257 217V216H256ZM20 217H18V219H19ZM42 218V217H41ZM53 218V217H52ZM51 218V219H52ZM62 218H64V217H62ZM71 218V217H70ZM124 218V217H123ZM168 218V217H167ZM171 218V217H170ZM192 218V217H191ZM198 218V217H197ZM206 218V217H205ZM212 218V217H211ZM228 218H229V216H228ZM234 218H232L231 219V217H230V221L231 220H233ZM244 218V217H243ZM262 219L263 217H259V219ZM40 219V218H39ZM44 219V218H43ZM72 219H74V218H71V220ZM85 219V218H84ZM120 219V218H119ZM125 219V218H124ZM124 219H122V220H124ZM128 219V218H127ZM127 219H125V220H127ZM132 219V218H131ZM136 219V218H135ZM134 219V220H135ZM138 219V218H137ZM140 219V218H139ZM149 219H151V218H149ZM161 219V218H160ZM163 219H165V218H163ZM173 219V218H172ZM207 219V218H206ZM214 219H216V217L214 218ZM227 219V218H226ZM239 219V217L237 218V220ZM242 219V218H241ZM260 219V220H261ZM14 220V219H13ZM24 220V219H23ZM58 220H59V217H58ZM175 220V219H174ZM186 220V219H185ZM200 220V219H199ZM224 220V219H223ZM237 220H235L236 222H238ZM256 220V219H255ZM19 221V220H18ZM21 221V220H20ZM53 221V220H52ZM51 221V222H52ZM76 221V220H75ZM133 221V220H132ZM138 221V220H137ZM136 221V222H137ZM146 221V220H145ZM145 221H142V222H145ZM149 221V220H148ZM193 221H194V218H193ZM192 221V222H193ZM196 221H197V219H196ZM201 221V220H200ZM205 221V220H204ZM209 221H211L210 219H209ZM214 223L215 222H217L216 220H212ZM212 221L210 222V223H212ZM220 220H218V222H219ZM226 221V220H225ZM229 221V222H230ZM234 220L232 221V222H235ZM257 221V220H256ZM264 221V220H263ZM1 222V223H2ZM70 222V221H69ZM73 222H74V220H73ZM85 222H87V221H85ZM115 222V221H114ZM124 222V221H123ZM127 222V221H126ZM129 222H131L130 221V219H129ZM141 221H140V224H143ZM150 222V221H149ZM190 222V221H189ZM198 222V221H197ZM228 222V223H229ZM259 222V221H258ZM48 223V222H47ZM83 223V222H82ZM90 223H92V222H90ZM173 223V222H172ZM171 223V224H172ZM200 223V222H199ZM220 223V222H219ZM221 223H223V222H221ZM227 223V224H228ZM130 224V223H129ZM128 224V225H129ZM170 224V223H169ZM194 223H192V225H193ZM209 224V223H208ZM207 223L205 224V225H208ZM213 224V223H212ZM224 224V223H223ZM230 224V223H229ZM244 224V223H243ZM1 225V224H0ZM16 225V224H15ZM21 225V224H20ZM52 225V224H51ZM55 225V224H54ZM127 225V226H128ZM132 225V224H131ZM134 225H136V224H134ZM137 225L139 226V227H141L140 225H139V223L137 222ZM163 225V224H162ZM179 225V224H178ZM177 225V226H178ZM182 225V224H181ZM195 225V224H194ZM193 225V226H194ZM202 225V224H201ZM204 225V226H205ZM210 225V224H209ZM226 225V224H225ZM236 225V224H235ZM241 225H242V223H241ZM246 226H247V224H245ZM22 226V225H21ZM27 226V225H26ZM44 226V225H43ZM62 226V225H61ZM94 226V225H93ZM116 226V225H115ZM122 226H124V225H122ZM175 226V225H174ZM200 226V225H199ZM199 226H198V228L197 229H200L201 230V227L203 228V225L199 228ZM213 226V225H212ZM219 226V225H218ZM221 226V225H220ZM229 226V225H228ZM248 226H250V225H248ZM36 227V228H37ZM143 227V226H142ZM207 227V226H206ZM216 227H217V224H216ZM215 227V228H216ZM227 227V226H226ZM244 227V226H243ZM3 228V229H4ZM12 228H14V227H12ZM27 228V227H26ZM28 228H29V226H28ZM40 228V227H39ZM43 228V227H42ZM48 228V227H47ZM98 228V227H97ZM101 228V227H100ZM128 228V227H127ZM133 228V227H132ZM137 228V227H136ZM136 228H134V229H136ZM161 228V227H160ZM172 227H170V229H171ZM195 228V227H194ZM212 228V227H211ZM224 228V227H223ZM239 228H241V226L240 227H238L237 229H239ZM250 228V227H249ZM38 229V228H37ZM41 229V228H40ZM58 229V228H57ZM87 229V228H86ZM133 229V230H134ZM140 228H138V230H139ZM142 229H144V227L142 228ZM159 229V228H158ZM174 229V228H173ZM172 229V230H173ZM190 229V228H189ZM197 229H194V231H196ZM204 229H205V227H204ZM208 229V228H207ZM210 229V228H209ZM209 229L207 230V232L209 231ZM222 229V228H221ZM220 229V230H221ZM243 229V228H242ZM259 229H261V228H259ZM41 230H43V229H41ZM45 230V229H44ZM81 230V229H80ZM97 230V229H96ZM117 230V229H116ZM119 230V229H118ZM165 230V229H164ZM171 230V231H172ZM178 230H180V229H178ZM186 229H184V230H182V231H185ZM191 230V229H190ZM189 230V231H190ZM215 230V229H214ZM244 230V229H243ZM252 230H254V229H252ZM31 231V230H30ZM49 231V230H48ZM83 231V230H82ZM93 231H94V229H93ZM122 231H124V230H121V231H119V232H122ZM130 231V233H131V230H129L128 229V231H126V232H129ZM135 231V230H134ZM182 231H180V232H182ZM193 230H192V232H194ZM203 231H205V230H203ZM202 231V232H203ZM211 231V230H210ZM248 231V230H247ZM256 231V230H255ZM258 231V230H257ZM262 231V230H261ZM263 231H264V228H263ZM12 232V231H11ZM39 232V231H38ZM47 232V231H46ZM98 232V231H97ZM96 232V233H97ZM125 232V231H124ZM167 232H169V231H167ZM174 232V231H173ZM178 232V231H177ZM187 232V231H186ZM227 233V236L228 235H236V234H240V231L238 232L237 230H235V229H233V228H225V230L223 231V233ZM250 232H251V230H250ZM254 232V231H253ZM8 233V232H7ZM37 233V232H36ZM40 233V232H39ZM99 233V232H98ZM123 233V232H122ZM129 233V234H130ZM135 233H137L136 231H135ZM135 233H133V234H135ZM175 233V232H174ZM173 233V234H174ZM179 233V232H178ZM189 233H191V231L189 232ZM204 233V232H203ZM213 233V232H212ZM245 233V232H244ZM257 233V232H256ZM261 233V232H260ZM33 234H35V233H33ZM47 234V233H46ZM100 234V233H99ZM102 234V233H101ZM106 234V233H105ZM109 234V233H108ZM125 234V233H124ZM132 234V235H133ZM158 234V233H157ZM159 234H162V232L161 233H159ZM169 234V233H168ZM167 234V235H168ZM176 234V233H175ZM180 234V233H179ZM195 234V233H194ZM209 234H211V233H209ZM214 234V233H213ZM239 234H238V237H239ZM262 234V233H261ZM39 235V234H38ZM128 235V234H127ZM136 235V234H135ZM142 235H144V234H142ZM182 235V234H181ZM180 235V236H181ZM184 235V234H183ZM196 235V234H195ZM42 236V235H41ZM161 236V235H160ZM170 235H168V237H169ZM180 236L179 235H173V237H170V238H173L174 239V241H173V243H171V244H174V246L177 248V249H183V248H186L187 246H189L190 245V242H189V240H183V239H181L180 238ZM191 236V235H190ZM193 236V235H192ZM225 236V235H224ZM10 237H12V236H10ZM43 237V236H42ZM50 237V236H49ZM60 237V236H59ZM103 237V236H102ZM121 237H123L122 235H121ZM131 237V236H130ZM138 237H140V236H138ZM143 237V236H142ZM157 237V236H156ZM183 237H185V236H183ZM226 237V236H225ZM243 237V236H242ZM128 238V237H127ZM126 238V239H127ZM141 238V237H140ZM155 238V237H154ZM186 238H187V236H186ZM191 238V237H190ZM200 238V237H199ZM227 238V237H226ZM232 238H234V237H232ZM236 238H237V236H236ZM39 239V238H38ZM37 239V240H38ZM129 239V238H128ZM158 239H159V237H158ZM172 239V240H173ZM185 239V238H184ZM188 239V238H187ZM194 239H195V237H194ZM240 239V238H239ZM33 240V239H32ZM35 240V239H34ZM36 240V241H37ZM42 240V239H41ZM104 240V239H103ZM107 240V239H106ZM123 240H125V239H123ZM137 240V239H136ZM143 240V239H142ZM197 240H200V239H197ZM227 240H230V239H227ZM243 240V239H242ZM108 241V240H107ZM130 241V240H129ZM128 241V242H129ZM150 241V240H149ZM155 241V240H154ZM156 241H157V239H156ZM80 242V241H79ZM100 242H102V241H100ZM108 242H110V241H108ZM126 242H127V240H126ZM158 242V241H157ZM172 242V241H171ZM205 242V241H204ZM231 241H229L228 243H230ZM238 242V241H237ZM246 242V241H245ZM258 242V241H257ZM257 242H253L254 244L255 243H257ZM35 243V242H34ZM147 243V242H146ZM40 244V243H39ZM55 244V243H54ZM83 246H84V248H87V250H91V251H93L96 255H98V256H100L101 254H102V252L104 251V246H103V244L102 243H100L99 244V240H98V238H97V236H95L94 234H91V232H90V234H88V235H83V237H82V243H81ZM193 244V243H192ZM198 244H200V243H198ZM251 244V243H250ZM81 245V246H82ZM106 245V244H105ZM121 245V244H120ZM159 245V244H158ZM158 245H157V247H158ZM167 245H168V243H167ZM167 245H165V246H167ZM170 245V244H169ZM237 245V244H236ZM258 245H260V244H258ZM163 246V245H162ZM201 246V245H200ZM228 246H229V244H228ZM256 246V245H255ZM254 246V247H255ZM15 247V246H14ZM126 247V246H125ZM192 246H190V248H191ZM195 247V246H194ZM193 247V248H194ZM241 247V246H240ZM248 247V246H247ZM251 247V246H250ZM116 248V247H115ZM132 248V247H131ZM130 248V249H131ZM154 248V247H153ZM162 248H164V247H162ZM176 248H174V249H176ZM187 248H189V247H187ZM192 248V249H193ZM201 248V247H200ZM206 248V247H205ZM256 248V247H255ZM123 249V248H122ZM128 249V248H127ZM150 249V248H149ZM165 249H167V248H165ZM172 249V248H171ZM202 249V248H201ZM201 249H199L200 250V252H201ZM204 249V248H203ZM202 249V250H203ZM232 249V248H231ZM243 249V248H242ZM245 249V248H244ZM257 249V248H256ZM260 249H263V248H260ZM54 250V249H53ZM59 250V249H58ZM120 250V249H119ZM158 250V249H157ZM161 250V249H160ZM159 250V251H160ZM163 250V249H162ZM187 250H189L190 251V249H187ZM194 250V249H193ZM210 250V249H209ZM238 250V249H237ZM247 250V249H246ZM250 250V249H249ZM258 250H259V247H258ZM264 250V249H263ZM57 251V250H56ZM64 251V250H63ZM128 251V250H127ZM132 251V250H131ZM146 251V250H145ZM173 251V250H172ZM188 251V252H189ZM196 251H198V250H194V251H190V253L189 254H193V253H195ZM203 251H205V250H203ZM214 251V250H213ZM243 251V250H242ZM248 251V250H247ZM246 251V252H247ZM257 251V250H256ZM114 252V251H113ZM163 252V251H162ZM175 252H177V251H175ZM199 252V251H198ZM220 252V251H219ZM218 252V253H219ZM225 252V251H224ZM239 252V251H238ZM241 252V251H240ZM245 252V253H246ZM251 252V251H250ZM249 252V253H250ZM253 252V251H252ZM258 252V251H257ZM262 252V251H261ZM65 253V252H64ZM115 253V252H114ZM129 253V252H128ZM128 253H127V255H128ZM174 253V252H173ZM182 253V252H181ZM222 253V252H221ZM254 253V252H253ZM260 253V252H259ZM258 253V254H259ZM93 254V253H92ZM105 254H106V252H105ZM113 254V253H112ZM119 254H120V252H119ZM179 254V253H178ZM187 254V253H186ZM198 254H200V253H198ZM214 254V253H213ZM234 254H236V253H234ZM261 254V253H260ZM259 254V255H260ZM94 255V254H93ZM111 255V254H110ZM121 255V254H120ZM119 255V256H120ZM126 255V254H125ZM130 255V254H129ZM154 255H156V254H154ZM160 255H162L161 253H160ZM212 255V254H211ZM246 255V254H245ZM245 255H242V256H245ZM257 255V254H256ZM103 256V255H102ZM105 256V255H104ZM152 256V255H151ZM158 256V255H157ZM165 256V255H164ZM179 256V255H178ZM177 256V257H178ZM181 257H182V255H180ZM206 256V255H205ZM240 257H242L241 255H239ZM263 256V255H262ZM261 256V257H262ZM109 257V256H108ZM114 257V256H113ZM154 257H156V256H154ZM180 257V258H181ZM188 257V256H187ZM210 257V256H209ZM209 257H207V260H211L212 258H209ZM213 257V256H212ZM237 256H235V258H236ZM248 257V256H247ZM255 257H257V256H255ZM254 257V258H255ZM189 258V257H188ZM201 258V257H200ZM209 258V259H208ZM215 258V257H214ZM260 258V257H259ZM258 257H257V260L259 259ZM263 258V257H262ZM105 259H106V257H105ZM104 259V260H105ZM116 259H117V257H116ZM119 259V258H118ZM156 259V258H155ZM165 259V258H164ZM191 260H192V258H190ZM216 259V264H223V261H224V258H223V256H221V255H219L218 254V256L215 258ZM226 259V258H225ZM238 259H243V258H238ZM252 259V258H251ZM109 260V259H108ZM128 260H130L129 258H128ZM163 260V259H162ZM194 260V259H193ZM203 260V259H202ZM228 260V259H227ZM246 260V259H245ZM260 260V259H259ZM263 260V259H262ZM262 260H260L259 261V263H261L262 264ZM152 261V260H151ZM184 261V260H183ZM185 261H186V258H185ZM188 261H189V259H188ZM195 261V260H194ZM112 262V261H111ZM133 262V261H132ZM203 263H205L206 262V260L204 259L203 261H202ZM227 262V261H226ZM253 262V261H252ZM256 262V261H255ZM258 262V261H257ZM257 262L255 263V264H257ZM171 263V262H170ZM175 263V262H174ZM184 262H182V264H183ZM186 263V262H185ZM184 263V264H185ZM199 263V262H198ZM214 263V262H213ZM225 263V262H224ZM228 263V262H227ZM254 263V262H253ZM252 263V264H253ZM258 263V264H259ZM129 264H134V263H129ZM135 264H136V262H135ZM138 264V263H137ZM158 264V263H157ZM166 264V263H165ZM168 264V263H167ZM187 264V263H186ZM189 264V263H188ZM193 264V263H192ZM195 264V263H194ZM202 264V263H201ZM230 264H231V262H230ZM239 264V263H238ZM248 264V263H247ZM264 264V263H263Z\"/></svg>",
    "mask_w": 264,
    "mask_h": 264
}]
</instances>
